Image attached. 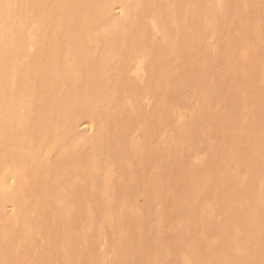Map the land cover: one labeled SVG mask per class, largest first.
Wrapping results in <instances>:
<instances>
[{
    "label": "rangeland",
    "instance_id": "1",
    "mask_svg": "<svg viewBox=\"0 0 264 264\" xmlns=\"http://www.w3.org/2000/svg\"><path fill=\"white\" fill-rule=\"evenodd\" d=\"M10 1V2H9ZM18 3H17V2ZM25 1V2H24ZM28 1V2H27ZM78 0H76L75 2H77ZM98 2H96V0L95 1H93V0H89V1H87L86 0V3H85V0H83V1H79V3H78V5L76 6V3H74V0H45L44 2H43V0H1L0 1V15L2 16V15H7V12H8V10L11 12L10 14V17L8 16L7 18H6V20L5 19H0V51H2V52H0V73H1V75H0V82H1V84L3 83V81L5 82V84H0V99L3 97L4 99H1V101H0V114H3V115H0L1 117H0V129L2 130H0V140H1V142H0V153H2V154H0V155H2V156H0V160L2 161V159H3V161H5V163H2V162H0V172L2 171L3 172V170H4V168H6V167H8L9 166V164H13V163H10V161H12L13 160V158L15 159V157L17 156V155H22L23 154V152H24V156H25V153L27 154L26 155V157L28 158H26V157H24V158H26L27 160H26V162H23V160L25 161V159L24 158H22V160L17 156V160L19 161V162H17V160H16V163L14 162V168H13V166H9V169H10V171L8 170L7 171V169H6V171H7V173L9 174V172H11V170H12V174H13V172L15 171V174H16V172H17V174L19 175V174H23V173H25V174H28V175H26V178H27V180H26V178H25V176L23 175H21L20 177L18 176L17 178L18 179H20V180H17V178H15L14 177V179H12L11 181H10V184L11 185H13L14 183L17 185V187L18 188H15V192H14V194L16 195H14V198L10 201V203H9V201L8 202H6V200L4 199V198H2L3 200L1 201V199H0V205H2L3 207H6V208H8L7 206H9L10 207V205H11V208L13 207V209L14 210H10V214H11V211H12V214L11 215H16L17 216V218H19V221L20 222H22V225H23V223L24 222H29V224L28 225H30L31 223L34 225H30V226H26L27 225V222H26V225H25V227L27 228H25V229H23L22 228V226L21 225H18L19 227H17V229H20V230H17L16 228V233H15V235L18 237V238H16V240L17 241H19V242H17L16 241V243H14L15 244V246L17 245V247H19V248H21V249H19V253H20V256L18 255L17 256V259H12L11 260V256L12 255H9V258L8 257H6V256H4L5 254H7V256H8V254L9 253H5V252H7L8 250H6V251H1V248L3 247V246H0V252H3L4 253V255L2 254V253H0L1 255V257H0V264H4V262L6 261V264H18V263H20V257H21V261L24 259L23 257H25V255L27 254V256H29L26 260L24 259L23 261L25 262H21L20 264H26V262H27V264L29 263L30 264V262H32L31 264H41L42 263V261L40 260L41 258H42V260L44 259L45 260V262H46V264H130V263H132V262H134V260L132 259L133 257H132V255L133 254H127V253H124L123 251H122V249H121V244H123L122 242H123V240H125V239H128L129 237H130V234L132 235V233H134L133 231H135L136 229H141L143 232H141V231H139L140 232V235H141V237H145V235H147L148 237H152L153 235H158L159 234V236H160V234H161V236H162V238L164 239V241H163V239H162V241L164 242V243H167V244H169V242H172V243H174V248H175V253H173V256H175L177 259H175V262H174V259H171V262L168 260L167 262H165V264H204V262L203 261H205L204 259L206 258V256H202V255H196L195 254V252H196V250H195V243H196V239H197V237L198 238H202V239H204V240H206V243L204 244V245H207V242H210V244H211V242H215V239H217L216 237H220V236H222L224 233H223V231H228L229 233H230V231H229V226L228 227H222V224H221V222H223V220H226L227 219V215H223V212H227V209H225V206H224V204L222 203V204H219L218 202H217V200L215 199V197H217V196H215L217 193L215 192L216 191V189H211L210 191H207L208 192V194L206 193L204 196H201L200 195V197H199V206L197 207V210H196V212H195V216L196 217H198L199 216V218H200V221L201 222H199V223H197V224H186V223H183L182 225H180L179 224V219H178V217H177V214H175V211H176V205H174V203H170L169 205H168V207H169V211L170 212H167L168 214H170V217H171V215H173V217H168V218H170L169 220H166L165 221V223H162L161 224V226L159 225L158 226V224L156 223V224H153V223H155V222H153L154 220L152 219V217L151 218H148L147 219V216L145 215V218H143L144 217V215H140L139 214V211H136L132 206L133 205H130V204H132V203H130V202H128V200H129V196L130 195H128V192H132V191H134V192H137V194H139V195H142L141 193H140V186L138 185L139 183V180H140V177L138 176L139 174H142L143 176H147L149 173H151V175H154L155 174V172H156V169H155V167L153 166V165H151V166H146L145 168H152L151 170L150 169H147V170H145V168H144V166H143V161H141L142 163L140 164H137V161L135 162V161H133V160H131L130 158H135V159H137V157H136V155H135V153H133L134 151H132V150H135V149H131V148H134L133 146H132V143H131V141L132 142H136L138 139H139V141H145V139L147 138V137H149L150 138V141H152V143L150 144V146L147 144V145H145L144 144V152H147V151H145L146 149H147V147L149 146V147H151V149L152 150H154V148L155 147H159L162 151H164V153L166 152V154L168 153V154H173V151H174V148H177V151H178V153L181 151V153H179L180 154V156H185V157H181V159H182V162L180 163L181 164V166L179 165L178 167H177V169L178 170H176V168L175 169H173V176L174 177H176L177 176V174H178V172H179V176L177 177V178H179V180L180 181H183L184 180V182H186L187 180H188V176H187V170H189L190 168H195V169H204L203 167H205L206 169H208V167H209V169L211 168V170L213 169H215L216 167H219L220 165H223V162L225 161H223V159H224V157H225V154L223 153V155H224V157H222L221 156V148H223V145L221 144V142L219 141V138H221L220 140H222L223 138V135H224V133L226 132V129H225V127H224V123L222 124V125H218L219 123L218 122H216V123H218L217 125L214 123V125H212L213 124V122H212V120H214V119H211L210 121H211V123L209 122L208 124L209 125H206V123H204V124H202V126H200V127H198L197 128V131L198 132H194V133H197V136H196V134H194V136H196L195 138L194 137H192V132L190 131L191 129L190 128H188L189 127V124H190V118H191V116L193 115V110H198L199 108H200V106H201V108L203 107V101H202V97L200 96V95H197L199 92H202L201 90H200V88H199V85L196 83V85H195V83L192 81V80H190L191 78H190V74L192 75L191 77H193V75H194V77L196 76V74H197V72H195V73H193L194 71H196V70H194V68H192L194 71L192 72V73H190V71H188V73L186 74H183V76H180V80H182L183 81V79L185 78H187L186 80L188 81V82H190L191 83V81H192V83H191V86H190V89H189V91L187 92V94H186V99H188L187 100V105L185 104V103H175L172 107H170L169 106V116H168V118H167V121H166V124H161L160 122H159V118L157 117L156 118V115L154 114V113H156L157 114V110L154 108V107H156V105L157 104H159V103H164L165 102V98H163L162 96L160 97V96H158L157 97V95H156V93H154V91H153V89H150V88H152L151 86L149 87V84L151 85V83H152V85L154 86V83L153 82H150L151 80H150V76H151V73H152V70H150V68L152 67V65H150V64H152L150 61H149V59L150 58H148V54L145 52L146 51V49H145V51H143L144 49H142L141 50V48H139L138 50H131V52H133L134 54H131V52H129L130 53V56H129V54H128V58H131L132 60H133V62L131 63L132 65L130 66V69L128 70V72H127V74H128V76L131 78V80L132 81H130V86H129V88H128V90H130L129 92L126 90V91H123V92H121V93H117V92H120L119 90H117V87L119 88L120 86H121V83H120V81L118 80V81H116V82H119L120 84H118V83H115V78H114V81L112 80V82L109 80V78L107 79V76H105V78H106V81H107V83H106V81H104L106 84H108V86H109V88L107 87V85L104 83V86L105 87H107V89H108V95L110 96V98H109V96H107L106 97V95H107V92H106V88L104 89V92L102 91V93L101 94H99V97L96 95H94V93L93 92H91L90 91V93L89 92H87L85 95H83V94H81V96H86V95H88L87 97H83V100H81L82 98L78 95V93H77V89H75L77 86V83L79 82V80H80V78L82 77V81L81 82H87L88 83V77L86 76L85 78H84V80H83V77H84V74H86V71H93L95 74L97 73V72H99V70H100V68L97 70V67L96 68H94V69H90L89 68V64L87 63V62H89V59H88V56H85L84 57V61H83V64H82V70L80 69L79 71H78V69H77V67H80V66H77L76 64H75V60H68L67 59V57H66V54H65V52L67 51V50H70L72 47H74V45H75V41L77 40V37H78V35H79V33L80 32H84V33H87L88 35H90V36H101V40L102 41H104V43L105 44H109L110 43V45L109 46H111V44H113V43H115V41L112 39V38H114L117 34H121L122 36H123V34H127L128 32H132V31H137L138 29V31L136 32V33H138V34H140V35H144V33H145V37H151L152 38V40L155 38L157 41H158V44L159 45H161V46H164V47H166L168 44H170L171 46H172V42H173V39H171L170 40V38H172V33H173V31L175 32V28L171 25L172 23H171V21H169V13L167 14V12L165 13V14H163V12H162V9H160V7H158V9L160 10V12H159V10L157 9V8H155L156 10H152V11H149V12H146V13H141L140 12V7L142 6V3H143V0H113V1H111V0H97ZM119 2V3H117V2ZM215 1H217L220 5V8H221V10H220V13H222V16L223 15H225L226 14V11H227V2H225L226 0H215ZM4 2H5V4H4ZM11 2H13L14 4H16L15 6H14V4L13 3H11ZM39 2H41V3H39ZM82 2H84V3H82ZM102 2H104V3H108V6H104V3L102 4ZM190 2H191V0H190ZM11 3V4H10ZM20 3V4H19ZM111 3V4H110ZM7 4H10V5H7ZM22 4V5H21ZM40 4V5H39ZM88 4V5H87ZM92 4V5H91ZM99 4H102V5H100L99 6ZM110 4V5H109ZM188 3H187V1H186V5H187ZM3 5V6H2ZM7 5V6H6ZM12 5H13V8H12ZM17 5H19V7L17 6ZM21 5V6H20ZM83 5L86 7V9L85 8H83ZM93 5H95V6H93ZM97 5L99 6V8L97 7ZM106 5V4H105ZM5 6V7H4ZM10 6V7H9ZM76 6V7H75ZM88 6V7H87ZM91 6H93V7H95V8H97L96 10H95V8H93V7H91ZM101 6H103V8L101 7ZM115 6V7H114ZM10 9H9V8ZM101 7V8H100ZM35 8V9H34ZM41 8V9H40ZM72 8V9H71ZM78 9V10H77ZM81 9V10H80ZM89 9H91L92 10V12L95 10L96 11V14H93V13H91L90 12V10ZM100 9L102 10V12L103 13H105L104 15L103 14H101L100 15ZM110 9V10H109ZM100 12H99V11ZM104 10H105V12H104ZM164 10L165 11H168L167 9H165L164 8ZM163 10V11H164ZM31 11V12H30ZM44 13H43V12ZM84 11V12H83ZM94 11V12H95ZM109 11V12H108ZM164 11V12H165ZM236 11H237V9H236ZM47 12H48V14H47ZM90 12V13H89ZM98 12V13H97ZM132 13V14H131ZM139 13H141L140 15H139ZM86 14V15H85ZM90 15V17H89V15ZM98 14V15H97ZM160 14V15H159ZM163 14V15H162ZM166 14H167V17H166ZM75 15V16H74ZM88 15V16H87ZM187 15V14H186ZM93 16H95V17H93ZM104 16V17H103ZM108 16V17H107ZM183 16L184 17H181L182 18V20H185L186 19V16H185V14H183ZM78 17V18H77ZM82 17V18H81ZM97 17H98V19H99V21H96V20H94L93 18H95V19H97ZM103 17V18H102ZM110 17V18H109ZM165 17V18H164ZM257 17V20H258V24H257V26H256V28H258V38H256V40H259V39H261V40H264V14H262L261 12L260 13H258V15L256 16ZM2 18H4V16L2 17ZM9 18H11L10 20H9ZM27 18V19H26ZM72 18V19H71ZM101 18V19H100ZM116 18V19H115ZM163 18H164V21H163ZM14 19V20H13ZM81 19H82V21H81ZM139 19V20H138ZM2 20V21H1ZM8 20V21H7ZM6 21V22H5ZM15 21V22H14ZM26 21V22H25ZM101 21V24L99 23ZM106 21H108L107 23H106ZM114 21V22H113ZM10 24H9V23ZM97 22V23H96ZM110 22H111V24H110ZM164 22V23H163ZM171 24H170V23ZM5 23V24H4ZM19 23V24H18ZM22 23V24H21ZM77 23H81V25L80 24H77ZM185 23V22H184ZM83 24V25H82ZM89 24V26H87ZM100 24V25H99ZM141 24V25H140ZM169 24H170V26H169ZM255 24H256V22L255 21H253V26L255 27ZM13 25V26H12ZM72 27H71V26ZM92 25H94V26H92ZM96 25V26H95ZM131 25V26H130ZM5 26V27H4ZM22 26V27H21ZM121 26V27H120ZM136 26V27H135ZM140 26V28H137V27H139ZM11 27V28H10ZM96 27H98L97 29H96ZM173 27V28H172ZM194 27V28H193ZM192 28L190 27L189 29H191V30H195V25L193 26ZM196 27H198V21H197V26ZM7 28V29H6ZM10 28V29H9ZM102 28V29H101ZM124 28V29H123ZM129 30H128V29ZM162 29V30H161ZM235 29V30H234ZM5 30V31H4ZM18 30V31H17ZM173 30V31H172ZM128 31V32H127ZM142 31H144V33L142 32ZM171 31H172V33H171ZM187 31H188V29H187ZM19 33V35L20 36H22V40H21V42L22 43H20V44H14V41H15V36H17V33ZM134 32V33H135ZM140 32H142V33H140ZM189 33L190 32H192V31H188ZM10 33V34H9ZM116 35H115V34ZM148 33H149V35H148ZM226 33V32H225ZM224 33V34H225ZM231 33H232V35H234V36H236V38H238L239 37V35H241V31L236 27V28H233L232 30H231ZM115 36H114V35ZM148 36H147V35ZM18 35V36H19ZM17 36V37H18ZM90 36H88V38L90 37ZM121 36V37H122ZM154 36V37H153ZM9 37V38H8ZM16 37V38H17ZM120 36H118L117 38L119 39V38H121ZM2 38V39H1ZM73 38V39H72ZM87 38V37H86ZM116 37H115V40H117L118 41V39H117ZM113 40V42L111 41V40ZM222 39V38H221ZM220 39V40H221ZM37 40V41H36ZM60 40V41H59ZM73 40V41H72ZM256 40H252V41H256ZM8 41V42H7ZM30 41V42H29ZM106 41H108V42H106ZM8 43V44H7ZM40 45H39V44ZM182 43H185L184 41L182 42ZM108 44L107 45H105L104 46V48H102V51L103 52H101L100 53V58H101V60H105L106 58H110V60H112V59H114V57H112L111 55H113L112 53H109L112 49H110L109 48V46H108ZM144 44V43H143ZM142 44V46H144V45H146V44H144L143 45ZM3 47H2V46ZM5 45H6V47H5ZM9 45V46H8ZM10 45H13V46H10ZM16 45H18V46H16ZM60 45V46H59ZM183 45L185 46V47H183ZM14 46H15V48H14ZM107 46H108V48H107ZM113 46H116V45H114L113 44ZM134 46V45H133ZM141 46V47H142ZM169 46V45H168ZM9 47H12V49L11 48H9ZM139 47H140V45H139ZM179 47H181L182 49H186L187 48V46L185 45V44H180L179 45ZM4 48H5V50H4ZM31 48V49H30ZM106 48H107V51H106ZM22 49L24 50L23 52H22ZM13 50V51H12ZM14 50H16V51H14ZM39 50H40V52H39ZM55 50H58V52L60 53V54H62V57H61V59L59 60V63H58V68H59V70H55L56 71V73H54L53 75H52V71L50 70V74L53 76V77H55V76H57V77H55V79L56 80H53V78L52 77H50L49 76V73H47V74H45V72L43 71V72H41L40 73V71L39 72H37L38 70L37 69H35L36 67V65H38V63L34 66V67H30V69L29 70H27L26 68H27V66H28V62H30L29 60H28V57L30 56V58H31V60L32 59H34L35 57H31L32 56V54H33V56H34V54H36L37 52V55H38V57H37V55H36V61L37 60H44V58L46 57V59L50 56V55H52V53L55 51ZM110 50V51H109ZM114 51H115V48L113 49ZM112 50V51H113ZM9 51V52H8ZM11 51V52H10ZM32 51V52H31ZM34 51V52H33ZM36 51V52H35ZM42 51H44V53H42V54H40ZM49 51V52H48ZM52 51V52H51ZM111 51V52H112ZM113 51V52H114ZM105 52H106V54H107V52H108V54H111L110 56L107 54V56L105 55V56H102L103 54H105ZM116 52V51H115ZM144 54H143V53ZM22 53V54H21ZM31 53V55H29V54ZM49 53V54H48ZM136 53H137V55H139V56H137L136 55ZM44 54V55H43ZM102 54V55H101ZM143 54V55H142ZM4 55H5V57H4ZM17 57H16V56ZM29 55V56H28ZM47 55V56H46ZM132 55V56H131ZM136 55V56H135ZM26 56H28V57H26ZM40 56H41V58H40ZM60 56V55H59ZM114 56H116V54L114 55ZM146 58H145V57ZM4 59H3V58ZM25 57H26V59H25ZM102 57H106L105 59L103 58L102 59ZM117 57V56H116ZM115 57V58H116ZM135 57V58H134ZM141 57V58H140ZM143 57V58H142ZM24 58V59H23ZM140 59V61L138 60V59ZM7 59V60H6ZM22 59V60H21ZM201 59H203L202 57H201ZM9 60V61H8ZM26 60V61H25ZM108 60V59H107ZM3 61H4V63H3ZM5 61H7V63L5 62ZM21 61V62H20ZM25 61V62H24ZM28 61V62H27ZM136 61H137V63H136ZM142 61H144L143 63H145V65H143V63H142ZM149 61V62H148ZM72 62V64H73V62H74V64L75 65H73L74 67H72V66H68L70 63ZM135 62V63H134ZM199 64L200 65H202V60H200L199 59ZM24 63H26V64H24ZM28 63V64H27ZM66 63H67V65H66ZM186 63V62H185ZM3 64V65H2ZM6 64V65H5ZM10 64H12V65H10ZM18 64V65H17ZM19 64H21V67H23V70L24 69H26L27 71H25V72H23V70L22 71H20L19 70V67L18 66H20ZM60 64V65H59ZM62 64L64 65L63 67H62ZM198 64V65H199ZM148 65H150V68H149V66ZM185 65H187V63L186 64H183V66L184 67H186ZM194 65V64H193ZM198 65H196L197 67H198ZM199 65V66H200ZM17 66V67H16ZM26 66V67H25ZM77 66V67H76ZM134 66L136 67V68H134ZM182 66V67H183ZM6 67V68H5ZM13 67V69H12V71H10L11 70V68ZM52 67V66H51ZM51 67H50V69H51ZM61 67H62V70H65V71H67V72H63L62 70H61ZM66 67H69V69L67 70V69H65ZM76 67V68H75ZM90 67H91V65H90ZM190 67H191V65L189 66V69L188 70H191L190 69ZM2 68H3V70H2ZM9 68H10V70H9ZM64 68V69H63ZM74 68V69H73ZM134 68V69H133ZM33 69V70H32ZM57 69V68H56ZM141 69V70H140ZM147 69V70H146ZM30 70H31V72H30ZM34 70H37V71H34ZM75 70V71H74ZM77 70V71H76ZM9 71V72H8ZM34 71V72H33ZM54 71V72H55ZM58 71H59V73H58ZM70 71H72L71 73H69ZM73 71L75 72V74L73 75ZM96 71V72H95ZM49 72V71H48ZM60 72H61V74H60ZM78 72V73H77ZM187 72V71H186ZM21 73V74H20ZM24 73V74H23ZM43 73H44V75H43ZM72 74L69 78H67V74ZM79 73H80V76L81 77H79V80H77V78H78V75H79ZM190 73V74H189ZM26 74V75H25ZM32 74H33V76H32ZM36 74V75H35ZM63 74V75H62ZM92 74V73H91ZM4 75V77H2ZM8 75V77H6ZM20 75V76H19ZM24 75V76H23ZM29 75V76H28ZM46 75V76H45ZM64 75L66 76L65 77V79H68V80H70V82L68 81V80H65L64 79ZM88 75V74H87ZM105 75H106V73H105ZM140 75V76H139ZM37 76V77H36ZM38 76H39V78H38ZM43 76V77H42ZM48 76V77H47ZM73 76H76L77 78H74V81H76L75 82V84L76 85H73ZM148 76V77H147ZM187 76V77H186ZM13 77H14V79H13ZM25 77V78H24ZM33 77H34V79H33ZM36 77V78H35ZM96 77V76H95ZM140 77V78H139ZM193 77V78H194ZM5 78V79H4ZM7 78V79H6ZM38 78V79H37ZM72 78V79H71ZM105 78H104V80H105ZM133 78V79H132ZM144 78V79H143ZM211 78V77H210ZM209 78V79H210ZM17 79V80H16ZM18 79H19V81H18ZM27 79V80H26ZM42 79L43 80H53V81H56L57 83H56V85L58 86L60 83L62 84V86L61 85H59L61 88H59V86H58V89H59V91H60V94H56L55 92H53V94L55 95V96H57V98H55V96H54V98L56 99H54V102H56L57 101V99L58 100H61L60 98H59V96L63 99L64 98V96H65V98H64V100L65 101H63L64 102V105H63V107L62 108H60V111H59V109H57L58 111L57 112H55V110H54V113H55V115L54 116H56L57 115V117H52L53 119H51L50 120V122L52 123V125H51V127L52 128H54V129H52L51 130V135H50V139H47V143L45 144L44 142H43V145H42V137L44 136V130H46V129H44L43 127H42V125L40 124V122L42 121V119H45V118H47V120H48V117L46 116V115H44V111L45 110H47V109H45L46 108V106H47V104H48V106L50 107V103L52 102V100H50V97H53V94L51 95L48 91H45V92H47L46 93V95H45V92H44V89L42 88V87H45L46 86V89L48 90V85H49V83H48V85L46 84V82H48V81H46L45 83H44V81H42ZM62 79V80H61ZM136 80L137 82H135V81H133V80ZM179 79V78H178ZM197 79V78H196ZM209 79L207 80V81H209ZM14 80L16 81L15 83H14ZM23 82H22V81ZM117 80V79H116ZM190 80V81H189ZM28 81V82H27ZM37 81V82H36ZM41 81L44 83V84H41ZM53 81H51V82H53ZM65 81H68L69 82V86L67 85V83L68 82H66L65 83ZM113 83V84H115L116 85V88H115V90L113 89L114 87H115V85H114V87L111 85V83ZM197 81V80H196ZM17 82H19L18 84H17ZM34 83V82H36V84L34 83V84H32V83ZM38 82H40V85L39 86H41V87H39L38 86ZM72 82V84H70ZM83 82V83H84ZM84 83L85 85H83V86H87L86 84L87 83ZM150 82V83H149ZM7 83V84H6ZM24 83V84H23ZM28 83V84H27ZM149 83V84H148ZM175 83H176V81H175ZM12 84H14L13 85V87H12ZM88 84H90V83H88ZM135 84H136V86H135ZM145 84V85H144ZM192 84H193V86H192ZM4 85V86H3ZM33 87H32V86ZM38 86V88L39 89H37L36 87ZM110 85H111V87H110ZM27 86V87H26ZM132 86V88H130ZM138 86H139V88H138ZM146 86V87H145ZM3 87V88H2ZM8 87V88H7ZM29 87V88H28ZM30 87H32V88H30ZM64 87H65V89H64ZM68 87H70V88H68ZM74 87V90L76 91H74L73 92V88ZM145 87V88H144ZM2 88V89H1ZM9 88H10V90H9ZM14 88H16V89H14ZM40 88L41 89H43V90H40ZM67 88V89H66ZM86 88H88V86L86 87ZM136 88V89H135ZM193 88V90H191ZM4 89V90H3ZM45 89V90H46ZM67 90V92L65 91H61V90ZM109 89H111L112 91H114V92H109L110 90ZM133 89V90H132ZM150 89V90H149ZM32 90V91H31ZM33 90H34V93H33ZM41 91V92H39V91ZM70 90H72V91H70ZM4 91V92H3ZM7 91V92H6ZM9 91H11V92H13V93H11V94H9L10 92ZM58 90H57V92H59ZM87 91H89V90H87ZM134 92V93H132V92ZM149 93H148V92ZM151 91H153V93H151ZM29 92L32 94H29ZM37 92H38V94H37ZM61 92L62 93H66V94H62L61 95ZM68 92L70 93V92H72V94L70 93V96L72 95V98L69 96V94H68ZM116 92V95L114 94ZM137 92V93H136ZM139 92H140V94H139ZM143 92V93H142ZM5 95H4V94ZM19 93V94H18ZM44 93V94H43ZM74 93L76 94L77 93V95L75 96V98H74ZM92 93V94H91ZM109 93H111V95L109 94ZM126 93V94H125ZM146 93V94H145ZM3 94V95H2ZM16 94V97H14V95ZM38 95V100H37V102L35 103V101H36V99H37V95ZM42 94V95H41ZM48 94H50L49 96H48ZM90 94L92 95V96H94V98H92V96H90ZM106 94V95H105ZM131 94H133V95H131ZM136 94H137V97H136ZM154 94V95H153ZM2 95V96H1ZM8 95V96H7ZM11 95V96H10ZM13 95V96H12ZM19 95V96H18ZM21 95V96H20ZM28 95V96H27ZM35 97H34V96ZM40 95V96H39ZM67 95V96H66ZM118 95V96H117ZM129 95H131V96H129ZM194 95V96H193ZM7 96V97H6ZM19 98H18V97ZM33 96V97H32ZM46 96V97H45ZM78 96V97H77ZM105 96V97H104ZM111 96H113V97H111ZM116 96V98H114ZM121 96H123V98L121 97ZM155 96L157 97V98H155ZM198 96V97H197ZM31 97V101H30V99H28V98H30ZM44 97H45V99H44ZM49 98V100H48V98ZM69 98V100L71 99H75L74 100V102H73V100H72V102L74 103H72L71 101H69L67 98ZM89 97H91L92 98V102H91V99L89 98ZM98 97V98H97ZM131 97V98H130ZM136 97V98H135ZM143 97V98H142ZM200 97H201V99H200ZM8 98H12L11 100H13L12 102H10V99L8 100ZM16 98H17V100H18V102H16L17 100H16ZM36 98V99H35ZM47 98V99H46ZM78 98H81L80 100H76V99H78ZM119 98L121 99V101L119 100ZM161 100V101H159V99ZM192 98V99H191ZM196 99V101H195V99ZM16 101H15V100ZM28 99V100H27ZM66 99L68 100V101H66ZM104 99V100H103ZM110 99V100H109ZM115 99V100H114ZM24 100V101H23ZM35 100V101H34ZM87 100V101H86ZM109 100V101H108ZM116 100H118V101H120V104L122 105V103L123 104H125V105H122V106H125L124 107V109H122L123 110V112H119V114L121 113V115H123V117L121 116V115H119L118 114V116L119 117H115V121H118V120H116V118H118V119H120V121L123 123V120L125 119V124H124V127H123V124H121L120 123V121H118L119 123H115V121L113 120V119H111V116H110V114L109 113H111V112H109V111H111V108L110 107H112V105L114 104V102H116ZM131 100V101H130ZM162 100H164L163 102H162ZM3 101V102H2ZM34 101V102H33ZM83 101V102H82ZM88 101H90V102H88ZM117 101V102H118ZM128 101H130V102H128ZM147 101V102H146ZM201 101V102H200ZM4 102H5V104H4ZM27 102V103H26ZM46 102V103H45ZM50 102V103H49ZM66 102V103H65ZM86 102H88L87 104H86ZM112 103V105H111V103ZM133 102V103H132ZM7 103H9V104H7ZM16 103V105H14ZM26 103V104H25ZM42 103V104H41ZM68 103H70V105L68 104ZM79 104V106H77V104ZM89 103H90V106H88L89 105ZM93 103H95V104H93ZM128 103V104H127ZM146 103V104H145ZM148 103V104H147ZM26 106H25V105ZM37 104V105H36ZM41 106H39V105ZM46 104V105H45ZM68 104V105H67ZM75 104H76V106H75ZM83 104V105H82ZM184 104V105H183ZM194 104V105H193ZM30 107H29V106ZM43 105H45V106H43ZM86 107H85V106ZM100 105V106H99ZM137 107H136V106ZM164 105H166V107H167V101L165 102V104ZM176 105V106H175ZM13 106V107H12ZM15 106H17L16 108H15ZM20 106V107H19ZM33 106V107H32ZM68 106V108L69 107H71V106H73L72 108H70V111H69V109L68 108H66ZM74 106H75V108H74ZM88 106V107H87ZM108 106H110L109 107V109H107L108 108ZM140 106V107H139ZM188 108H186V107ZM6 107V108H5ZM27 107H29V108H27ZM38 107L41 109V111H40V109H38ZM66 109H65V108ZM77 107V108H76ZM84 107L86 108L85 110H84ZM130 107V108H129ZM138 108V109H140V111L139 110H135L136 108ZM103 108V109H102ZM126 108V109H125ZM155 109V111H154V109ZM178 108H179V111H178ZM180 108H181V110H180ZM7 109V110H6ZM14 109V111H12ZM45 109V110H44ZM68 109V110H67ZM77 109V110H76ZM82 109V110H81ZM145 109V110H144ZM18 110V111H17ZM21 110V111H20ZM61 110H62V112H61ZM64 110V111H63ZM67 112H66V111ZM108 110V111H107ZM128 110V111H127ZM130 110H132V112L130 111ZM143 110V111H142ZM182 110L184 111V112H182ZM191 110V111H190ZM199 110H201V109H199ZM4 111V112H3ZM11 111V112H10ZM24 111H25V113H24ZM85 111H86V113H85ZM105 111H107V112H105ZM125 111V112H124ZM22 112V113H21ZM72 112H74V116L72 117ZM141 114H140V113ZM152 112V113H151ZM212 112V111H211ZM211 112H210V114H211ZM15 113V114H14ZM43 113V114H42ZM57 113V114H56ZM60 113V114H59ZM62 113H64V114H62ZM68 115H66V114ZM125 113H127V114H125ZM138 113H139V115H138ZM37 114V115H36ZM62 114V115H61ZM77 114V115H76ZM108 116H110V117H108ZM129 114V115H128ZM143 114V115H142ZM184 114V115H183ZM189 114V115H188ZM16 115V116H15ZM66 115V116H65ZM84 115V116H83ZM137 115V116H136ZM178 115V116H177ZM44 116H46V117H44ZM72 118H71V117ZM128 116V117H127ZM129 116H130V120H129ZM157 116H158V114H157ZM7 118V120H6V118ZM29 117V118H28ZM36 118L35 120H34V118ZM44 117V118H43ZM64 117V118H63ZM104 117V118H103ZM110 118V119H106V118ZM183 117V118H182ZM5 118V119H4ZM9 118V119H8ZM70 118V119H69ZM124 118V119H123ZM179 120H178V119ZM1 119H2V121H1ZM38 119V120H37ZM54 119H56V120H54ZM75 119H77V120H75ZM88 119V120H87ZM102 119H104V120H102ZM123 119V120H122ZM129 121H128V120ZM151 119V120H150ZM24 120V122H22ZM26 120V121H25ZM31 120H33V122L31 121ZM38 122H37V121ZM52 120H54V121H52ZM72 120V121H71ZM82 120L83 121H88V123L87 122H82ZM102 120V121H101ZM107 120H109V122L107 121ZM126 120L130 123H128V122H126ZM140 120V121H139ZM71 121V122H70ZM80 122L79 124V126H78V123H76V122ZM106 121H107V124H106ZM113 122V124H115V125H113L112 124V122ZM134 121V122H133ZM139 121V122H138ZM152 123H151V122ZM10 122V123H9ZM12 122H13V124H14V126H13V124H12ZM19 122V123H18ZM57 122V123H56ZM68 122H69V124H68ZM72 122H74V123H72ZM82 122V123H81ZM93 124H91V123ZM101 122V123H100ZM145 122V123H144ZM179 122V123H178ZM28 123V124H27ZM35 123V124H34ZM39 123V124H38ZM53 123H56V124H58V126H59V124L62 126V127H58L56 124H53ZM75 123H76V125H75ZM90 123V124H89ZM95 123V124H94ZM99 123V124H98ZM139 123V124H138ZM177 123V124H176ZM185 123V124H184ZM19 124V125H18ZM30 124H31V126H30ZM44 126H46V124H44V123H42ZM71 124V125H70ZM76 126V127H78V128H76L74 125ZM101 124V125H100ZM110 124V125H109ZM119 124H121L120 126H119ZM142 124V125H141ZM144 124V125H143ZM147 124V125H146ZM149 124V125H148ZM174 124V125H173ZM180 126H179V125ZM21 125V126H20ZM28 125H29V127H28ZM100 125V126H99ZM106 125V126H105ZM130 125H131V128H130ZM155 127H153V126ZM166 125V126H165ZM182 125V126H181ZM186 125V126H185ZM2 126V127H1ZM4 126V127H3ZM8 126V127H7ZM13 126V127H12ZM17 126V127H16ZM26 126V127H25ZM39 126H41V127H39ZM81 126V127H80ZM98 126V127H97ZM111 126V127H110ZM112 126H117V128H112ZM129 126V127H128ZM215 126V127H214ZM22 127H23V130H22ZM71 129H70V128ZM74 128V130H73V128ZM96 127H97V129H96ZM100 127V128H99ZM119 127H123L122 129H126V132H128V133H130V134H128V133H126V137H128L127 139H126V141H125V146H126V148L129 150V151H127L128 153H122V154H124L125 155V157H124V155H120V153L118 154V155H116V156H114V157H112V158H110L109 160H105L104 162H103V170H102V172L103 173H105V174H103L102 172H100L99 174L102 176V177H100L99 176V187H95L96 189H98V191H96L95 190V188H94V186L93 187H91L90 189H88L90 186H92L90 183H88V181L87 180H83L84 178L81 176V173H82V170H78V169H81V167H83V163H85V162H83L82 161V159H80L81 157H79V159H80V161L79 162H77L75 159H74V161L73 160H71L70 159V155L69 154H71V153H75V152H80L81 151V149H82V153L83 152H85L86 150H90V149H92V146L95 144V142L94 141H96V140H99V138H100V136L103 134V133H106L105 132V130L106 131H108V132H112L111 133V135H109L108 134V132H107V136H106V138L108 139L110 136H112L113 134H115V136H112V137H116L117 135H118V131L121 129V128H119ZM127 127H128V131H127ZM150 127V128H149ZM181 127V128H180ZM222 127H224V133H222L221 132V129H222ZM236 146H237V149H236V151H238L237 153H236V156L232 159V164H231V162L229 163V168H230V170L231 171H233V172H236V176H238V181H240L241 179L242 180H244V178H247V177H249V175L253 172V179H251L252 181L255 179V181H253V182H256L255 184L257 185L258 183H257V180H258V182L259 181H261V180H263L264 181V167L262 166V162H261V160H262V158H263V156L261 155V153L260 152H264V148H263V146H264V113L262 112V111H256V112H251V114H250V116H249V114H248V121L247 122H245L244 123V125H236ZM8 128H9V130H8ZM18 128V129H17ZM21 128V129H20ZM29 128V129H28ZM33 128H35V129H33ZM37 128V129H36ZM40 128H42L43 129V133L40 131ZM45 128H47V127H45ZM57 128H60V131H59V129H57ZM63 128V129H62ZM64 128H66V130H64ZM82 128V129H81ZM119 128V129H118ZM152 128H154V129H156L155 131H154V129H152ZM162 128V129H161ZM164 128V129H163ZM178 128V129H177ZM201 128H202V130H201ZM207 128V129H206ZM209 128V129H208ZM29 131H28V130ZM39 129V130H38ZM41 129V130H42ZM76 129V130H75ZM151 129V130H150ZM219 129H220V131H219ZM6 130V131H5ZM12 130V131H11ZM36 130H38V131H36ZM56 130V131H55ZM58 130V131H57ZM68 130V131H67ZM115 130H118L117 132L115 131ZM162 131V133L165 135V139H163V140H160V135H161V133L159 134V133H156L157 131ZM164 130V131H163ZM182 130V131H181ZM200 130V131H199ZM207 130V131H206ZM213 130V131H212ZM222 130V131H223ZM8 131V132H7ZM18 131V132H17ZM35 131L37 132V133H39L40 134V136H39V134H37V136H36V134H33V133H35ZM66 131V133H64ZM78 131V132H77ZM151 131H152V135L154 136L153 138H152V135H150L151 134ZM212 131V132H211ZM47 132V131H46ZM55 132H57V135L56 134H53V133H55ZM75 132V133H74ZM137 132V133H136ZM154 132V133H153ZM177 132V133H176ZM186 132V133H185ZM201 132V133H200ZM205 132V133H204ZM208 132V133H207ZM1 133H3L4 135H2ZM15 133V134H14ZM18 133V134H17ZM41 133H42V137H41ZM62 133H64V134H62ZM70 133H71V135H70ZM94 133V134H93ZM134 133H136L135 135H134ZM155 133H156V135H159V136H156L155 135ZM183 133H185V135L183 134ZM207 133V134H206ZM213 133V134H212ZM12 134V136H10ZM22 134V135H21ZM24 134V135H23ZM28 134H30V137H29V135ZM52 134H53V136H52ZM87 134V135H86ZM99 134V135H98ZM127 134H128V136H127ZM142 134V135H141ZM182 135V137H181V135ZM190 134V135H189ZM202 134V135H201ZM208 134H209V136H208ZM2 135V136H1ZM9 135V136H8ZM32 135V136H31ZM63 135V136H62ZM84 135V136H83ZM133 135V136H132ZM137 135H139L138 137H137ZM204 135V136H203ZM6 136H8V137H6ZM13 136H15V137H13ZM18 136H19V138H18ZM65 136V137H64ZM81 136H83V137H81ZM109 136V137H108ZM143 136V137H142ZM171 137L172 136V139H171V141L173 142V143H171V145H169L170 144V142L171 141H169L168 140V137ZM178 136H179V138H178ZM190 137V138H188V137ZM217 138H216V137ZM2 137V138H1ZM4 137V138H3ZM10 137H11V140H9L10 139ZM32 137V138H31ZM37 137V138H36ZM51 137H52V139H51ZM61 137V138H60ZM89 137V138H88ZM111 137V138H112ZM140 137H142V138H140ZM204 137V139L205 140H203L202 138ZM210 137V138H209ZM213 137V138H212ZM12 138L13 139H15V141L14 140H12ZM25 138H27V140L25 139ZM31 138V139H30ZM33 138H34V141H33ZM41 138V139H40ZM82 138V139H81ZM85 138V139H84ZM111 138H109L110 140H111ZM137 140H136V139ZM167 138V139H166ZM180 138H182V139H184V140H182V139H180ZM186 138V139H185ZM207 138V139H206ZM19 140V141H17V140ZM61 139V140H60ZM72 139V140H71ZM79 139V141H77ZM107 139H106V142H108L107 141ZM130 139V140H129ZM173 139H175L174 141H173ZM178 139H179V141H178ZM189 139H191V140H189ZM238 139V140H237ZM5 140V141H4ZM7 140H8V142H7ZM22 140V141H21ZM32 140V141H31ZM39 140V141H38ZM42 140V141H41ZM82 140V141H81ZM110 140H109V142H110ZM263 140V141H262ZM29 141V142H28ZM35 141H36V144H34L35 143ZM81 141V142H80ZM148 141V140H147ZM198 141V142H197ZM239 141H241L240 142V144H239ZM97 142V141H96ZM109 142L108 143H106L107 145H109ZM167 142V143H166ZM217 142V143H216ZM220 142V143H219ZM224 142V141H223ZM30 143H31V145H30ZM48 143H50V144H48ZM165 143V144H164ZM15 144V145H14ZM64 144V145H63ZM134 144V143H133ZM183 144V145H182ZM221 144V145H220ZM224 144V143H223ZM12 145V146H11ZM20 145L22 146V147H20ZM24 145V146H23ZM25 145H27V146H25ZM45 145V146H44ZM76 145V146H75ZM169 145V146H168ZM10 146V147H9ZM17 146V147H16ZM63 146V147H62ZM66 146V147H65ZM87 146V147H86ZM24 147H25V149H24ZM26 147H27V149H26ZM34 147V148H33ZM49 147V148H48ZM68 147V148H67ZM70 147H71V149H70ZM76 147V148H75ZM86 147V148H85ZM110 147V146H109ZM142 147H143V145H142ZM148 147V148H149ZM170 147V148H169ZM2 148H3V150H2ZM19 148V149H18ZM29 148H30V150H29ZM61 148V149H60ZM65 148V149H64ZM90 148V149H89ZM211 148V149H210ZM214 148V149H213ZM216 148V149H215ZM263 148V150L261 151V149ZM13 151H12V150ZM33 149V150H32ZM56 149V150H55ZM64 149V150H63ZM75 149V150H74ZM76 149H80V151H76ZM86 149V150H85ZM119 149V148H118ZM150 149V148H149ZM184 149V150H183ZM258 149V150H257ZM7 150H9V154H12L13 152L16 154H14L15 155V157H14V155H9L8 154V151ZM11 150V151H10ZM19 150V151H18ZM24 150V151H23ZM29 150V151H28ZM64 152H63V151ZM74 150V151H73ZM148 150V149H147ZM166 150V151H165ZM213 150V151H212ZM4 151H5V153H4ZM54 151V152H53ZM66 151V152H65ZM215 151V152H214ZM220 151V152H219ZM11 152V153H10ZM21 152V153H20ZM32 152V153H31ZM48 152H50V154H48ZM61 152V153H60ZM69 152V153H68ZM214 152V153H213ZM243 152V153H242ZM41 153H42V155H41ZM56 155H55V154ZM66 153V154H65ZM86 153V152H85ZM85 153H83V154H85ZM217 153V154H216ZM258 153H259V155H258ZM34 154V155H33ZM128 154V155H127ZM254 154V155H253ZM5 155H6V157H5ZM32 155V156H31ZM39 157H38V156ZM46 155V156H45ZM50 155H51V158H50ZM53 155H54V158H53ZM88 155H89V153H88ZM132 155V156H131ZM239 155V156H238ZM245 155V156H244ZM257 155H258V157H257ZM11 156V157H10ZM29 156H30V158H29ZM43 156H44V158H46V159H44L43 158ZM56 156V157H55ZM62 156V157H61ZM86 156H87V154H86ZM127 156V157H126ZM3 157H5V158H3ZM13 157V158H12ZM23 157V156H22ZM35 157V158H34ZM116 157V158H115ZM124 157V158H123ZM245 157V158H244ZM247 157V158H246ZM257 157V158H256ZM262 157V158H261ZM8 158V159H7ZM12 159V160H10L9 161V159ZM35 159V160H33V159ZM41 160H40V159ZM86 158V157H85ZM88 158V157H87ZM113 158L115 159V160H113ZM185 158V159H184ZM203 158V159H202ZM220 158V159H219ZM260 158V159H259ZM30 159V160H29ZM38 159V160H37ZM70 159V160H69ZM112 159V160H111ZM125 159L126 161H127V164H126V162L125 161H123V160ZM183 159L185 160V161H183ZM222 159V160H221ZM250 159H251V161H250ZM21 160V161H20ZM31 160H33V161H31ZM57 160V161H56ZM120 160H121V163H120ZM221 160V161H220ZM255 162H254V161ZM7 161H8V163H7ZM14 161V160H13ZM12 161V162H13ZM30 161V162H29ZM34 161H37V162H34ZM38 161H39V163L41 162V161H44L43 163L41 162L40 164H38ZM46 161V162H45ZM68 161V162H67ZM73 163H72V162ZM82 161V162H81ZM111 161V162H110ZM117 161H119V162H117ZM134 163H133V162ZM223 161V162H222ZM247 161V162H246ZM62 164H61V163ZM81 162V163H80ZM117 162V163H116ZM201 162V163H200ZM211 162V163H210ZM213 162V163H212ZM238 162V163H237ZM254 164H253V163ZM7 163V164H6ZM18 163H20V164H18ZM32 165H31V164ZM35 163V164H34ZM37 163V164H36ZM72 163V164H71ZM80 163V164H79ZM129 163H131V165L129 164ZM184 163V164H183ZM198 163V164H197ZM257 163H258V165H257ZM1 164H2V166H1ZM24 166H23V165ZM47 166H46V165ZM50 165V167H49V165ZM56 164V165H55ZM82 164V165H81ZM110 164V165H109ZM121 164V165H120ZM253 164V167L251 166ZM3 165H4V167H3ZM5 165H6V167H5ZM21 165V166H20ZM74 165V166H73ZM78 165V166H77ZM79 165H81V167L79 166ZM108 165V166H107ZM119 166V168L118 167H115V166ZM124 165H126V166H124ZM135 165V166H134ZM196 165V166H195ZM255 165H257V166H255ZM261 165V166H260ZM25 167L24 168V172H22L23 171V167ZM28 166V167H27ZM54 166V167H53ZM78 168H77V167ZM198 166V167H197ZM203 166V167H202ZM2 167V168H1ZM20 167H22L21 168V173H20ZM53 167V168H52ZM61 167V168H60ZM80 167V168H79ZM105 167V168H104ZM128 167H129V170H126V169H128ZM133 167H135V168H132ZM202 167V168H201ZM255 167V168H254ZM15 168H17V170L15 169ZM113 168V169H112ZM125 168V169H124ZM2 169V170H1ZM13 169H15V170H13ZM18 169H19V171H18ZM27 169V170H26ZM63 169H64V171H63ZM123 169V170H122ZM141 169V170H140ZM144 169V170H143ZM153 169H155V170H153ZM208 169V171L209 172H213V171H211V170H209ZM263 169V170H262ZM28 170L30 171H36V170H38L39 171V176L41 177H43V175H44V178L43 179H45V180H43L42 179V177H41V180L40 179H37L35 182L38 184V182L40 181V183L42 184L41 186H44V187H41L40 185H37V187H39V188H34L36 191H37V193H33V192H36V191H34L33 190V192H31L32 191V189H33V186H31L32 185V182L31 181H29V172H28ZM54 170V171H53ZM56 170V171H55ZM60 170H62V171H60ZM114 170H116L115 172H114ZM139 170V171H138ZM248 170V171H247ZM58 171V172H57ZM79 171V172H78ZM124 171V172H123ZM144 171V172H143ZM151 171V172H150ZM153 171V172H152ZM207 171V170H206ZM258 171H259V173H258ZM262 171V172H261ZM2 172L0 173V176H1V178H2V176H3V174H5L4 172H3V174H2ZM19 172V173H18ZM52 172H53V174H52ZM64 172V173H63ZM119 172V174L117 175V173ZM142 172V173H141ZM147 174H146V173ZM55 173V174H54ZM71 173V174H70ZM130 173H132L131 175H132V177H131V175H130ZM144 173V174H143ZM258 173V174H257ZM8 174H5L6 176L8 175ZM67 174V175H66ZM130 176H129V175ZM260 174V175H259ZM4 175V176H5ZM59 175V176H58ZM108 175V176H107ZM117 175V176H116ZM124 175V176H123ZM151 175H148V176H150L151 177ZM258 175V176H257ZM13 176V175H12ZM46 176V177H45ZM55 176V177H54ZM73 176V177H72ZM104 176V177H103ZM147 176V177H148ZM24 177V179H22ZM62 177H65V178H62ZM71 177V178H70ZM116 177V178H115ZM121 177V178H120ZM133 177H135V178H133ZM258 177V178H257ZM62 178V179H61ZM67 178H69V179H67ZM74 180H73V179ZM81 178H83V179H81ZM252 178V177H251ZM261 178V179H260ZM61 183H58L57 184V180ZM60 179V180H59ZM65 179V180H64ZM78 179H81V180H78ZM103 181H102V180ZM104 179H106V180H104ZM114 179H116V180H114ZM132 179V180H131ZM14 180V181H13ZM22 180H24V184H23V181ZM62 180V181H61ZM69 180V181H68ZM73 180V181H72ZM77 180V181H76ZM101 180V181H100ZM108 180V181H107ZM125 180V181H124ZM135 182H134V181ZM136 180L138 181V182H136ZM20 181H22V182H20ZM56 181V182H55ZM120 181V182H119ZM128 181V182H127ZM2 182V181H1ZM0 182V183H1ZM12 182H14V183H12ZM29 182H31L30 184H29ZM46 182V183H45ZM50 184H49V183ZM54 182V183H53ZM68 182H70V184L68 183ZM102 182V183H101ZM126 182V183H125ZM132 182H134V183H132ZM18 183V184H17ZM21 183V184H20ZM39 183V184H40ZM57 185H56V184ZM105 183V184H104ZM114 183V184H113ZM117 183V184H116ZM132 184V185H130V187H129V184ZM135 183H136V185H135ZM237 183V182H236ZM238 183H240V182H238ZM44 184V185H43ZM53 184V185H52ZM62 184H64V186L62 185ZM76 184V185H75ZM107 184V186H109V188L106 186L105 187V185ZM117 186H116V185ZM128 186H127V185ZM20 185V186H19ZM22 185V186H21ZM51 185L53 186L52 187V189H51ZM62 185V186H61ZM69 185V186H68ZM87 185H89V186H87ZM101 185V186H100ZM1 186V185H0ZM3 186V185H2ZM1 186V187H2ZM28 186V187H27ZM30 186H31V188H30ZM79 186H80V188H79ZM96 186H98V185H96ZM113 186V187H112ZM120 186V187H119ZM127 187V188H124V187ZM4 187V186H3ZM14 187H16V186H14ZM23 187H26V188H23ZM71 187V188H70ZM76 187V188H75ZM100 187H104V190H100ZM129 187V188H128ZM138 187V188H137ZM169 187L171 188V186L169 185V186H167L166 185V183H162V182H160V187H159V192H157V193H155L154 192V195L156 196H154V198H153V196H152V198H153V203L150 205V207L149 208H151L150 210H151V212L154 214V213H157V212H159L163 207H164V205H166L167 203H165L166 202V198H165V196L163 195V194H165V195H167L170 191H169ZM5 188V187H4ZM3 188V189H4ZM22 188V189H21ZM30 189V193H29V189ZM50 188V189H49ZM62 188V189H61ZM64 188V189H63ZM66 188V189H65ZM73 188H74V190H73ZM84 188V189H83ZM93 188V189H92ZM122 188H123V192H122ZM6 190H7V188H5ZM2 190V193H0L1 195H3V192H5L6 190ZM19 189H21V190H19ZM26 189L28 190L27 191V193H26ZM38 189L40 190V191H38ZM68 189V190H67ZM76 189V190H75ZM77 189H79V192H80V197H78L77 196ZM80 189H82V190H84V194H85V192L88 194V195H84L83 196V191H81ZM110 191H109V190ZM134 189H136V190H134ZM1 190V189H0ZM60 190V191H59ZM93 190H94V192H98V195L96 194V198H98L97 200H94V199H96V198H93V196H91V192H93ZM116 190H117V193H116ZM214 190V191H213ZM238 190V189H237ZM8 191V190H7ZM54 191H56L55 193H54ZM67 191H68V194H67ZM101 191V192H100ZM113 191V192H112ZM115 191V192H114ZM121 191V192H120ZM21 192V193H20ZM22 192H24L23 194H25V195H22ZM73 192V193H72ZM78 192V193H79ZM126 194H125V193ZM238 192V194H236V199H238V200H240V198L242 197V195H243V193L242 192H240L239 190L238 191H236V193ZM240 192V193H239ZM19 193H20V196H19ZM41 193V194H40ZM205 192H202V193H200V194H204ZM212 193V194H211ZM214 193V194H213ZM216 193V194H215ZM29 194H31V195H29ZM75 194V195H74ZM105 194V195H104ZM116 194V195H115ZM130 194V193H129ZM242 194V195H241ZM47 195V197H45V196ZM102 195V196H101ZM107 195H108V197H107ZM128 195V196H127ZM206 195H208V196H206ZM240 196V197H238V196ZM25 196H27V199L28 200H25ZM49 196V197H48ZM67 196V197H66ZM72 196V197H71ZM77 196V197H76ZM87 196H88V200L86 199L87 198ZM104 196V197H103ZM118 196H120V197H118ZM213 196H214V198H213ZM20 197H21V199H20ZM33 199H32V198ZM37 197V198H36ZM44 197L46 198L45 200H44ZM55 197V198H54ZM66 197V198H65ZM70 197V198H69ZM74 197H76V198H74ZM106 197V198H105ZM109 197H112L113 199H111L110 198V200H109ZM123 197V198H122ZM1 198V197H0ZM19 198V199H18ZM24 198V199H23ZM30 198V199H29ZM34 198H36V199H34ZM47 198H49V199H47ZM53 198V199H52ZM59 200H58V199ZM105 198V199H104ZM118 198V199H117ZM202 198V199H201ZM16 199V200H15ZM22 199H23V201H22ZM39 199H42L43 201H41V200H39ZM66 199V200H65ZM77 199V200H76ZM103 201H102V200ZM120 199H122V200H120ZM29 200H31L32 202H30ZM55 202H54V201ZM124 200V201H123ZM136 200H138L139 201V203L140 204H142L143 202H144V199H143V197H141V196H137V199ZM155 200V201H154ZM20 203H19V202ZM43 203H41V202ZM51 201V202H50ZM62 201H65L66 203H64V202H62ZM70 201H72V202H70ZM111 201V202H110ZM127 201V202H126ZM130 201V200H129ZM246 201V200H245ZM244 201V202H245ZM7 204H6V203ZM15 202V203H14ZM26 202V203H25ZM37 202V203H36ZM46 204H45V203ZM54 202V203H53ZM88 202V203H87ZM115 202V203H114ZM120 204H119V203ZM124 202V203H123ZM160 202H161V204H160ZM3 203H5V204H3ZM13 203V204H12ZM18 203V204H17ZM49 203V204H48ZM59 204L58 206L56 205V204ZM62 203V204H61ZM76 203H77V205H76ZM101 203V204H100ZM106 203V204H105ZM130 203V204H129ZM158 203V204H157ZM15 204V205H14ZM25 204H27V205H25ZM31 204V205H30ZM32 204H33V206H32ZM42 205V207H41V205ZM80 204V205H79ZM92 204V205H91ZM93 204H95V205H93ZM113 204V205H112ZM116 204V205H115ZM124 204H126V205H124ZM12 205H14V206H12ZM54 205H56V206H54ZM63 205V206H62ZM72 205V206H71ZM74 205H76V206H74ZM83 205V206H82ZM105 205V206H104ZM107 205L109 206V208H107ZM116 206V208H115V206ZM117 205H118V207H117ZM161 205V206H160ZM1 206V207H2ZM18 206V207H17ZM19 206L20 207H22V208H20L19 209ZM27 206H28V208H27ZM54 206V208H51V207H53ZM60 206H62L61 208H60ZM65 206V207H64ZM81 206V207H80ZM88 206V207H87ZM90 206V207H89ZM91 206H93V207H91ZM97 206V207H96ZM113 206V207H112ZM132 207V209L130 208L129 209V207ZM1 207H0V210L2 211V209H1ZM46 207H48V209L46 208ZM69 207V208H68ZM85 207V208H84ZM155 207V208H154ZM45 208V209H44ZM56 208V209H55ZM66 208V209H65ZM70 208H72L71 210H70ZM95 208V209H94ZM120 208V209H119ZM4 209V208H3ZM19 209V210H18ZM54 209V210H53ZM61 209V210H60ZM62 209H63V212H62ZM79 209V210H78ZM82 211H81V210ZM97 209H98V211H97ZM118 209H119V211H118ZM148 209V208H147ZM253 211L254 209H253V207H250V208H248L245 212H244V214L243 213H240V215L238 214V215H236V235H238V236H236V240H239V241H236V244H237V247L239 248V252H236V260H241V257L242 256H251L252 254H254V251H256V252H258L259 254L261 253V256L259 255V259H257L256 261H255V264H259V261H260V264L262 263V264H264V236H263V234L261 233V236H263V239L260 237L259 238V240H255L254 241V239H252L253 237H251L250 238V236H251V234H252V229L253 228H255V226H257L256 224H254L253 222H252V217H249L251 214H249L248 212H250V213H252V211ZM7 211V212H9V208H8V210L7 209H4V211ZM24 210V211H23ZM95 210L97 211V212H95ZM108 211L107 213H105L106 211ZM116 210V211H115ZM212 210V211H211ZM4 211H2V212H4ZM5 211V212H6ZM13 211H14V213H13ZM53 211H54V213H53ZM59 213H58V212ZM114 211V212H113ZM121 211V212H120ZM133 211V212H132ZM173 211H174V213H173ZM2 212H0L1 213V215H0V217H1V219H3V218H8V216H9V214L7 213V215H6V213L4 214V213H2ZM36 212V213H35ZM38 212V213H37ZM47 212V213H46ZM50 212H52V214L50 213ZM61 212V213H60ZM70 212L72 213V214H70ZM77 214H76V213ZM129 212H130V214H129ZM135 212V213H134ZM138 212V213H137ZM146 212H148L147 210H146ZM16 213H19V214H16ZM57 215H56V214ZM97 213V214H96ZM117 213V215H113V214H116ZM220 213V214H219ZM6 215V216H4V215ZM24 214H26V215H24ZM75 216H74V215ZM107 214V215H106ZM111 214H112V216H111ZM118 214L120 215L119 216V218L118 217H116V220H115V216H118ZM127 214V215H126ZM253 214V213H252ZM23 215V216H22ZM47 215V216H46ZM60 215V217H58ZM73 215V216H72ZM92 215V216H91ZM122 215H124V217H128V219L129 220H133V222L132 221H129V220H125V222L123 221V220H121V216ZM126 215V216H125ZM204 215V216H203ZM249 215V216H248ZM16 216H12V217H14V219H15V221L14 222H16V220H18L17 218H15ZM68 216V217H67ZM70 216V217H69ZM109 216H111V219H110V217ZM137 216V217H136ZM168 216V215H167ZM166 216V217H167ZM239 216V217H238ZM241 216H248V218H247V221H249V220H251L250 222H252V223H250V224H252V225H250V226H248L249 224H248V222L244 219V217H241ZM3 217V218H2ZM22 217V218H21ZM27 217H28V219H27ZM65 217L67 218V219H65ZM81 219H80V218ZM84 217V218H83ZM100 217H101V219H100ZM131 217V218H130ZM245 217V218H246ZM26 218V219H25ZM34 218V219H33ZM144 220H143V219ZM205 218V219H204ZM13 219V218H12ZM13 219V220H14ZM49 219V220H48ZM51 219V220H50ZM68 219L70 220V221H68ZM80 219V220H79ZM86 219H87V222H86ZM91 219V220H90ZM135 219H138V220H135ZM211 219V220H210ZM223 219V220H222ZM238 219V220H237ZM240 219V220H239ZM242 219V220H241ZM12 220V221H13ZM26 220V221H25ZM29 220V221H28ZM34 221V222H32V221ZM43 220H45V221H43ZM46 220H48V221H46ZM54 220V221H53ZM56 220H57V222L58 223H56ZM84 222H83V221ZM93 220V221H92ZM108 220V221H107ZM109 220H110V222H109ZM122 221V223H121V221ZM150 220H152V221H150ZM243 220H245V222H247V224L243 221ZM5 221H7V219L6 220H4L3 219V222L4 223H6ZM19 221H17L16 223H18ZM31 221V222H30ZM89 221H90V223H89ZM92 221V222H91ZM113 221V222H112ZM116 221H118V222H116ZM135 221V222H134ZM136 221H139V223H138V226H136L137 224H136ZM240 221V223H238ZM2 222V220H1V222H0V232H1V234H0V236L3 234V233H7V231H8V224L5 226L4 225V223ZM19 222V223H20ZM49 222V223H48ZM52 222V223H51ZM53 222H55V224L53 223ZM142 222V223H141ZM224 222H227V220L226 221H224ZM61 223V224H60ZM70 223V224H69ZM82 223H85L84 225L82 224ZM131 223V224H130ZM133 223V224H132ZM210 223V224H209ZM220 225H219V224ZM243 223H245V225L243 224ZM38 224V225H37ZM54 224V225H53ZM81 224V225H80ZM131 226H130V225ZM134 224H136V225H134ZM148 224V225H147ZM240 224V225H239ZM254 224V225H253ZM36 225V226H35ZM44 225H46V226H44ZM50 226V228H49V226ZM64 225V226H63ZM106 225V226H105ZM167 225V226H166ZM173 225V226H172ZM211 225V226H210ZM214 225V226H213ZM239 225V226H238ZM1 226H2V228H1ZM5 226V227H4ZM21 226V227H20ZM40 227V228H37V227ZM55 226V227H54ZM61 226V227H60ZM84 226V227H83ZM133 226H135V227H133ZM143 226H145V227H143ZM150 226H151V228H150ZM174 226H177V227H174ZM251 226H252V228H251ZM4 227V228H3ZM32 228L31 230H32V232L29 230V228ZM54 227V228H53ZM69 227V228H68ZM87 227V228H86ZM95 227H96V230H95ZM244 227V228H243ZM245 227H247V228H245ZM250 229H249V228ZM22 228V229H21ZM37 228V229H36ZM42 228V229H41ZM49 228V229H48ZM59 231H57L56 229ZM60 228H63L62 230L60 229ZM68 228V229H67ZM74 230H73V229ZM98 228V229H97ZM109 228V229H108ZM135 228V229H134ZM153 228H154V230H153ZM224 228H226V229H224ZM230 228H231V226H230ZM240 228H242V229H240ZM7 229V230H6ZM15 229H14V231H15ZM66 229H67V231H66ZM162 229V230H161ZM256 229V228H255ZM31 232L30 234H33V235H31V236H29V237H31V238H33V239H31V240H33V242L31 243L32 245H30V246H28L27 247V245L26 244H24V243H26V241L25 240H23L24 238H27V237H25L24 236V233L26 232H28V234H29V231ZM34 230V231H33ZM47 230V231H46ZM53 230H55V231H53ZM99 230V231H98ZM107 230V231H106ZM156 230H158V232L156 231ZM178 230H180V231H178ZM242 230V231H241ZM264 230V229H263ZM3 231V232H2ZM6 231V232H5ZM13 231V230H12ZM17 231H19V232H17ZM20 231H24V233L23 232H20ZM39 232V234H37L38 232ZM72 231H74V232H72ZM77 231V232H76ZM82 231V232H81ZM138 231V230H137ZM136 231V232H137ZM159 231H160V233H159ZM199 231V232H198ZM251 231V232H250ZM253 231H254V229H253ZM35 232H36V234H35ZM50 232V233H49ZM64 232V233H63ZM127 232V233H126ZM157 234H156V233ZM163 232V233H162ZM228 232H226V233H228ZM260 232V231H259ZM12 233H14V232H12ZM25 233V234H26ZM75 233V234H74ZM88 233V234H87ZM117 233V234H116ZM146 233V234H145ZM152 233V234H151ZM155 233V234H154ZM181 233V234H180ZM188 233V234H187ZM219 233V234H218ZM240 233V234H239ZM249 233H251V234H249ZM20 234V235H19ZM29 234V235H30ZM55 234V235H54ZM62 234V235H61ZM73 234V235H72ZM86 234V235H85ZM90 234V235H89ZM105 234V235H104ZM115 234V235H114ZM221 234V235H220ZM241 234H242V236H244V237H241ZM22 235V236H21ZM42 235H43V237H42ZM46 235V236H45ZM58 235H59V237H58ZM70 235H72V236H70ZM88 235V236H87ZM144 235V236H143ZM245 235H246V237H245ZM4 236V235H3ZM19 236H21V237H19ZM23 236H24V238H23ZM46 237V239H45V237ZM49 236H51V237H49ZM62 236V237H61ZM63 236H65V238L63 237ZM84 236V237H83ZM231 236H232V234H231ZM247 236H248V238H247ZM38 237V238H37ZM41 237V238H40ZM47 237H48V239H47ZM60 238V240L58 239V238ZM70 237H72V239L70 238ZM73 237H74V239H73ZM83 237V238H82ZM87 237V238H86ZM109 237H111V239L109 238ZM118 237V238H117ZM127 237V238H126ZM1 238V237H0ZM23 238V239H22ZM50 238H51V242H49L50 241ZM71 240H70V239ZM95 238V239H94ZM116 238V239H115ZM120 238V239H119ZM184 238V239H183ZM206 238V239H205ZM240 238H243V241H242V239H240ZM244 238H246V239H244ZM250 238V239H249ZM21 239V240H20ZM64 239V240H63ZM161 239V238H160ZM173 239V240H172ZM263 240V242H261L262 240ZM39 240V241H38ZM54 240V241H53ZM57 240H59V242L61 241V243H59V242H57ZM63 240V241H62ZM76 240H78L76 243H75V241ZM145 240H146V238H145ZM247 240H248V242H247ZM253 240V241H252ZM1 241V240H0ZM24 241V242H23ZM40 241H42V242H40ZM66 241H70L69 243L68 242H66ZM175 241V242H174ZM246 241V242H245ZM42 243V245L40 244V243ZM105 242V243H104ZM177 242V243H176ZM249 242H250V244H249ZM253 242V243H252ZM260 242V243H259ZM20 243V244H19ZM83 245H82V244ZM90 243V244H89ZM120 243V244H119ZM182 243V244H181ZM184 243V244H183ZM191 243V244H190ZM254 243H256V244H254ZM2 244H4V243H2ZM2 244H0V245H2ZM25 246L26 245V249L22 246ZM34 244V245H33ZM41 245V246H38V245ZM45 244V245H44ZM60 244V245H59ZM76 244V245H75ZM98 244V245H97ZM179 246H178V245ZM181 244V245H180ZM209 244V245H210ZM239 244V245H238ZM244 244H246V245H244ZM249 244V245H248ZM47 245H51L52 246V249H51V247L49 248V246L47 247ZM63 245H65V246H63ZM70 245H72V246H70ZM82 245V247H80ZM100 245V246H99ZM104 245V246H103ZM177 245V246H176ZM208 245V246H209ZM21 246V247H20ZM34 246V247H33ZM75 246V247H74ZM78 248H77V247ZM93 246V247H92ZM193 246V247H192ZM242 246V247H241ZM247 246H249V247H247ZM256 246L258 247V248H256ZM259 246H263L262 248L260 247V249H261V251H262V249H263V251L261 252L260 251V249H259ZM5 247V246H4ZM23 247V248H22ZM29 247H31V248H29ZM34 249H33V248ZM37 247V248H36ZM40 247V248H39ZM43 247H44V249H43ZM49 248V250H51L50 251V254H48L49 253V250L47 249V248ZM64 247V248H63ZM74 247V248H73ZM100 247V248H99ZM102 247V248H101ZM108 247V248H107ZM253 247V249H251V248ZM6 248V247H5ZM4 248V249H5ZM59 248V249H58ZM61 248V249H60ZM69 248V249H68ZM80 248H82V249H80ZM177 248V249H176ZM185 248V249H184ZM250 249V251H249V249ZM7 249V248H6ZM43 249V250H42ZM66 251H68V252H66ZM76 249V250H75ZM120 249V250H119ZM179 249V250H178ZM205 249H206V247H205ZM243 249V250H242ZM29 252H28V251ZM35 250H37V251H35ZM39 250V251H38ZM41 250V251H40ZM53 250H54V252H53ZM78 250V251H77ZM81 250V251H80ZM84 250V251H83ZM193 250V251H192ZM252 250V251H251ZM27 251V252H26ZM33 251V252H32ZM63 251H64V253H63ZM69 251H70V253H71V255H70V253H69ZM74 251H76L78 254H75L76 252H74ZM89 251H91L90 253H88ZM92 251H94L93 253H92ZM173 251H174V249H173ZM191 251V252H190ZM202 251L204 252V248L202 249ZM260 251V252H259ZM22 252V253H21ZM32 252V253H31ZM41 252V253H40ZM48 252V253H47ZM88 254H87V253ZM178 252V253H177ZM241 252H243L244 253V255H242L241 254ZM255 252V253H256ZM18 253V252H17ZM24 253H25V255H24ZM30 253L33 255V257H32V255H30ZM46 253V254H45ZM59 253H61V254H59ZM76 255V257L75 256H73L74 254ZM177 253V254H176ZM239 253V254H238ZM249 253V254H248ZM42 254V256H44V255H46L45 256V258L44 257H42V256H40ZM53 254V255H52ZM87 255V257H86V255ZM90 254V255H89ZM93 254V255H92ZM125 254H127V255H125ZM248 254V255H247ZM22 255V256H21ZM24 255V256H23ZM81 255H83V257L81 256ZM122 255V256H121ZM124 255V256H123ZM152 255H154V253L152 254ZM179 255V256H178ZM242 255V256H241ZM3 256V257H2ZM26 256V257H27ZM49 256V257H48ZM67 256V257H66ZM73 256V257H72ZM183 256V257H182ZM201 256L203 257V258H201ZM14 256H12V258H13ZM25 257V258H26ZM47 257H48V259H47ZM117 257V258H116ZM131 257V258H130ZM179 257V258H178ZM187 257V258H186ZM205 257V258H204ZM64 258V259H63ZM73 258V259H72ZM82 258V259H81ZM125 258V259H124ZM238 258H240V259H238ZM2 259H3V261H2ZM32 259V260H31ZM60 259V260H59ZM66 259V260H65ZM77 259H80V260H77ZM127 259V260H126ZM129 259V260H128ZM132 259V260H131ZM203 260V261H201V260ZM28 260H30V262L28 261ZM35 260V261H34ZM48 260V261H47ZM76 260H77V262H76ZM89 260V261H88ZM121 261V262H120ZM132 261V262H131ZM185 261V262H184ZM187 261H188V263H187ZM197 261V262H196ZM3 262V263H2ZM36 262V263H35ZM49 262V263H48ZM169 262V263H168ZM178 262V263H177ZM44 263V262H43ZM237 263V262H236ZM45 264V263H44ZM237 264H239V263H237ZM242 264V263H241Z\"/></svg>",
    "mask_w": 264,
    "mask_h": 264
},
{
    "label": "bare ground",
    "instance_id": "2",
    "mask_svg": "<svg viewBox=\"0 0 264 264\" xmlns=\"http://www.w3.org/2000/svg\"><path fill=\"white\" fill-rule=\"evenodd\" d=\"M1 1V0H0ZM8 1V0H7ZM32 1V0H31ZM40 1V0H39ZM45 0H43V2H44ZM53 1V0H52ZM76 0H74V3H76V6L78 5V3H79V1H83V0H78L77 2H75ZM87 1H89V0H87ZM93 1H95V0H93ZM107 1V0H106ZM111 1H113V0H111ZM186 1H187V5H186ZM10 2V1H9ZM17 2V1H16ZM25 2V1H24ZM28 2V1H27ZM96 2H98L97 0H96ZM108 2V1H107ZM117 2V1H116ZM225 2H227L226 4H227V11H226V14L225 15H223L222 16V13H220V10H221V8H220V4L217 2V1H215V0H191V2H190V0H143V3H142V6L140 7V12L141 13H146V12H149V11H152V10H156L155 8H157L158 9V7H160V9H162V12H163V14H165L166 12H167V14L169 15V21H171V25L175 28V32L173 31V33H172V31H171V35H172V38H170V40L171 39H173V42H172V46L170 45V44H168L166 47H164V46H161V45H159L158 44V41L154 38L153 40H152V38L151 37H145L144 35H145V33H144V31H142L143 33H144V35H140V34H138V33H136L135 31H132V32H128L127 34L125 33V34H123V36L121 35V34H113L116 38L118 37V36H122L121 38H117L118 39V41L117 40H115V37L114 38H112L114 41H115V43H113L114 45H116V46H113V44H111V46H109L110 45V43L108 44V46H109V48L110 49H114L115 48V51L113 52L112 50V52L110 51L109 53H112L113 55H111V54H108V52H107V54L110 56H112V57H114V59H112V60H110V58L108 57V58H104V57H102V59L104 58L105 60H101V56H100V53L101 52H103L102 51V48H104V46L105 45H107V44H105L104 43V41H102L101 40V36H90V35H88L87 33H84V32H80L79 33V35H78V37H77V40L75 41V45H74V47H72L70 50H67L66 52H65V54H66V57H67V59L68 60H75V64L77 65V66H80V67H77V69H78V71L82 68L81 66H82V64H83V61H84V57L85 56H88V59H89V62H87L88 64H89V68L90 69H94V68H96L97 67V70L100 68V70H99V72H97L96 74L91 70H89V71H86V74H84V77H83V80H84V78L87 76L88 77V83H90V84H88L86 81V85L88 86V88H86L85 86H83V85H85L83 82H81L82 81V77L80 76V73H79V75H78V78L76 77V76H73V81H74V78H77V80H79V77H81L80 78V80H79V82L77 83V85L75 84V82L76 81H74L73 82V85H76L77 87L75 88V89H77L76 91H77V93H78V95L82 98H78V99H76V100H83V97H87L88 95H86V96H81V94H83V95H85L87 92H89L90 93V91L91 92H93L94 93V95L96 96H98L99 97V94H101L102 93V91L104 92V89L106 88V92H107V95H106V97L107 96H109L108 95V89H107V87L109 88V86H108V84H106L107 83V81H106V78H105V76H107V79L109 78V80L112 82V80L114 81V78H115V83H118V84H120L121 83V86L118 88L117 87V90H119L120 92H117L118 94L119 93H121V92H123V91H130V90H128V88H129V86H130V81H132L131 80V78L128 76V74H127V72H128V70L130 69V66L132 65L131 63L133 62V60L131 59V58H128L129 56H130V53L129 52H131V50H138L139 48H141V50L142 49H144L143 51H145V49H146V53L148 54V58H150L149 59V61L152 63V64H150V65H152V67L150 68V65H148L149 66V68H150V70H152V73H151V76H150V82H153L154 83V86L152 85V83H151V85L149 84V87L151 86L152 88H150V89H153V91H154V93H156V95H157V97L158 96H162L163 98H165L166 100H165V102L167 101V107H166V105H164L165 104V102L164 103H159V104H157L156 105V107H154L156 110H157V114H158V116H157V114L156 113H154L155 115H156V118L158 117L159 118V122L161 123V124H166V121H167V118H168V114H169V106L170 107H172L175 103H185L186 105H187V100L188 99H186V94H187V92L189 91V89H190V86H191V83H192V81L195 83V85H196V83L199 85V88H200V90L202 91V92H199L197 95H200L203 99H202V101H203V107L201 108V106H200V108L199 109H201V110H193V115L191 116V118H190V124H189V127L188 128H190L191 130V132L193 133L192 134V137H196L197 136V133H194V132H198L197 131V128L198 127H200V126H202V124H204V123H206V125H209L208 123L210 122L211 123V119H214V120H212V122H213V124L212 125H214V123L217 125L218 123V125L220 126V125H222L223 123H224V127H225V129H226V132L224 133V127H222V129H221V132L222 133H224V135H223V139L222 140H220L221 138H219V141L221 142V144L223 145V148H221V156L222 157H224V155H223V153L225 154V157H224V159H223V165H220L219 167H216L214 170L212 169L211 170V168L209 169V167H208V169L209 170H211V171H213V172H209L208 171V169H206L205 167H203L204 169H195V168H190L189 170H187L186 172H187V176H188V180L186 181V182H184V180L183 181H180L179 180V178H177L178 176H179V172H178V174H177V176L176 177H174L173 176V169H175L176 168V170H178L177 169V167L180 165L181 166V162H182V159H181V157H185V156H180V154L179 153H181V151L178 153V151H177V148H174V151H173V154H166V152L164 153V151H162L159 147H155L154 148V150H152L151 149V147H149L150 146V144L152 143V141H150V136L149 137H147L146 139H145V141L143 142V141H139V139L137 140L136 138V142H132L131 141V143H132V146L134 147V148H131V149H135V150H132V151H134L133 153H135V155H136V157H137V159H135V158H130L131 160H133V161H137V164H141L142 162L141 161H143V166H144V168L146 167V166H151V165H153L154 167H155V169H156V172H155V174L154 175H151V173H149L148 175H151V177L150 176H143L142 174H139L138 176L140 177V180H139V182L136 180V182H138L139 184V186H140V193L142 194V195H139V194H137V192H134V191H132V192H128V195H130L129 196V200H128V202H130V203H132V204H130V205H133L132 207L136 210V211H139V214L142 216V215H144V217L143 218H145V215L147 216V219L148 218H151L152 217V219L154 220L153 222H155V223H153V224H158V226L160 225L161 226V224L162 223H165V221L166 220H169L171 217H173V215H171V217H170V214H168L167 212H170L169 211V207H168V205L172 202V203H174V205H176V211H175V214H177V217H178V219H179V224L180 225H182L183 223H186L187 225L188 224H197V223H199V222H201L200 221V218H199V216L198 217H196L195 216V212H196V210H197V207L199 206V197H200V195L201 196H204L206 193L208 194V192L207 191H210L211 189H216V195L215 196H217V197H215V199L217 200V202L219 203V204H224V206H225V209H227V212L225 211V212H223V215L225 216V215H227V222H224V221H226V220H223V222H221V224H222V227H228L229 226V231H230V233L226 230V231H223V235L222 236H220L219 238L218 237H216L217 239H215V242H211V244H210V242H207V245H204L205 243H206V240H204V239H202L201 237L200 238H198L197 237V239H196V243H195V250H196V252H195V254L196 255H202V256H206V258L204 259L205 261H203V260H201V261H203L204 262V264H237V263H239V264H255V261L257 260V259H259L258 257H259V255L261 256V253L259 254L258 252H256V251H254V254H252L251 256H242V255H244V253L243 252H241V260H236V252H239V248L237 247V244H236V241H239V240H236V236H238V235H236V215H240V213H243L244 214V212L248 209V208H250V207H253V211H252V213H250V212H248L249 214H251L249 217H252V222L254 223V224H256L257 226H255V228H253L254 229V231H253V229H252V234L251 233H249V234H251V236H250V238L251 237H253L252 239H254V241L255 240H259V238L261 237L262 239H263V236H264V181L263 180H261V181H259L258 182V180H257V185L255 184L256 182H253V181H255V179L252 181L251 179H253V172L249 175V177H247V178H244V180H240V181H238V179L240 178H238V176H236V172H233V171H231L230 170V168H229V163L232 161V159L236 156V153L238 152V151H236V149H237V144H236V125H244V123L245 122H247L248 121V114H249V116H250V114H251V112H256V111H262L263 113H264V40H261V39H259V40H256V38H258L259 36H258V28H256V26H257V24H258V20H257V15H258V13H262V14H264V0H226ZM11 3H13V2H11ZM10 3V4H11ZM18 3V2H17ZM39 3H41V2H39ZM82 3H84V2H82ZM85 3H86V0H85ZM84 3V4H85ZM104 2H102V4H103ZM117 3H119V2H117ZM1 4V3H0ZM4 4H5V2H4ZM10 4H7V5H10ZM14 4V3H13ZM20 4V3H19ZM102 4H99V6L100 5H102ZM106 4V5H105ZM111 4V3H110ZM109 4V5H110ZM6 5V6H7ZM16 4H14V6H15ZM22 5V4H21ZM20 5V6H21ZM40 5V4H39ZM88 5V4H87ZM92 5V4H91ZM1 6V5H0ZM3 6V5H2ZM18 7H19V5H17ZM75 6V7H76ZM86 6V5H85ZM84 5H83V8H85L86 9V7H85ZM93 6H95V5H93ZM93 6H91V7H93ZM99 6L97 5V7L99 8ZM104 6H108V3H104ZM5 7V6H4ZM10 7V6H9ZM8 7V8H9ZM16 7V6H15ZM88 7V6H87ZM102 8H103V6H101ZM100 7V8H101ZM115 7V6H114ZM12 8H13V5H12ZM20 8V7H19ZM93 8H95V7H93ZM164 8L165 9H167L168 11H165L164 10ZM10 9V8H9ZM35 9V8H34ZM41 9V8H40ZM72 9V8H71ZM97 8H95V10H96ZM236 9H237V11H236ZM78 10V9H77ZM81 10V9H80ZM90 10V12L91 13H93V14H96V11L94 12H92V10L91 9H89ZM110 10V9H109ZM159 10V9H158ZM165 12H164V11ZM99 11V10H98ZM101 11V12H100ZM100 15L101 14H105V13H103L102 12V10L100 9ZM12 12V11H11ZM9 10H8V12H7V15H0V19H5L6 20V18L9 16L10 17V13H11ZM31 12V11H30ZM43 12V11H42ZM84 12V11H83ZM89 12V13H90ZM104 12H105V10H104ZM109 12V11H108ZM159 12H160V10H159ZM44 13V12H43ZM98 13V12H97ZM141 13H139V15L141 14ZM161 13V12H160ZM47 14H48V12H47ZM132 14V13H131ZM162 14V15H163ZM167 14H166V17H167ZM183 14H185V16H186V19L185 20H182V18L181 17H184L183 16ZM187 14V15H186ZM86 15V14H85ZM89 15V14H88ZM87 15V16H88ZM91 15V14H90ZM90 15H89V17H90ZM98 15V14H97ZM160 15V14H159ZM4 16V18H2ZM75 16V15H74ZM93 17H95V16H93ZM104 17V16H103ZM102 17V18H103ZM108 17V16H107ZM78 18V17H77ZM82 18V17H81ZM110 18V17H109ZM165 18V17H164ZM164 18H163V21H164ZM11 18H9V20H10ZM27 19V18H26ZM72 19V18H71ZM94 20H96V21H99V19H98V17H97V19H95V18H93ZM101 19V18H100ZM116 19V18H115ZM1 20V21H2ZM14 20V19H13ZM139 20V19H138ZM8 21V20H7ZM81 21H82V19H81ZM197 21H198V27H196L197 26ZM253 21H255L256 22V24H255V27L253 26ZM6 22V21H5ZM15 22V21H14ZM26 22V21H25ZM108 21H106V23H107ZM114 22V21H113ZM185 22V23H184ZM9 23V22H8ZM97 23V22H96ZM100 24H101V21L99 22ZM109 23V22H108ZM164 23V22H163ZM5 24V23H4ZM10 24V23H9ZM19 24V23H18ZM22 24V23H21ZM77 24H80L81 25V23H77ZM99 24V25H100ZM110 24H111V22H110ZM170 24H169V26H170ZM1 25V24H0ZM83 25V24H82ZM141 25V24H140ZM195 25V30L193 29V30H191V29H189L190 27L192 28L193 26ZM13 26V25H12ZM71 26V25H70ZM87 26H89V24L87 25ZM92 26H94V25H92ZM96 26V25H95ZM131 26V25H130ZM5 27V26H4ZM22 27V26H21ZM72 27V26H71ZM121 27V26H120ZM136 27V26H135ZM172 27V28H173ZM238 28L240 31H241V35H239V37L238 38H236V36H234V35H232V33H231V30L233 29V28ZM11 28V27H10ZM9 28V29H10ZM98 27H96V29H97ZM137 28H140V26L139 27H137ZM194 28V27H193ZM7 29V28H6ZM102 29V28H101ZM124 29V28H123ZM128 29V28H127ZM187 29H188V31H192V32H188L187 31ZM129 30V29H128ZM162 30V29H161ZM235 30V29H234ZM5 31V30H4ZM18 31V30H17ZM135 32V33H134ZM139 32V31H138ZM142 32H140V33H142ZM226 32V33H225ZM17 33V32H16ZM225 33V34H224ZM10 34V33H9ZM19 35V33H17V36ZM21 35V34H20ZM15 36V41H14V44L16 43V44H20V43H22L21 42V40H22V36ZM147 35V34H146ZM148 35H149V33H148ZM147 35V36H148ZM88 36H90L89 38H88ZM17 37V38H16ZM87 37V38H86ZM154 37V36H153ZM9 38V37H8ZM222 38V39H221ZM2 39V38H1ZM73 39V38H72ZM221 39V40H220ZM111 40V39H110ZM113 40H111L112 42H113ZM252 40H256V41H252ZM37 41V40H36ZM60 41V40H59ZM73 41V40H72ZM185 42V43H182V42ZM8 42V41H7ZM30 42V41H29ZM106 42H108V41H106ZM2 43V42H1ZM0 43V44H1ZM146 44V45H144V44ZM8 44V43H7ZM39 44V43H38ZM142 44L144 45V46H142ZM180 44H185L186 46H187V48L186 49H182L181 47H179V45ZM40 45V44H39ZM134 45V46H133ZM139 45H140V47H139ZM2 46V45H1ZM9 46V45H8ZM10 46H13V45H10ZM16 46H18V45H16ZM60 46V45H59ZM108 46H107V48H108ZM142 46V47H141ZM3 47V46H2ZM5 47H6V45H5ZM183 47H185L184 45H183ZM9 48H11L12 49V47H9ZM14 48H15V46H14ZM107 48H106V51H107ZM31 49V48H30ZM4 50H5V48H4ZM3 51V50H2ZM2 51H0V52H2ZM13 51V50H12ZM14 51H16V50H14ZM24 50L22 49V52H23ZM133 51V52H134ZM9 52V51H8ZM11 52V51H10ZM32 52V51H31ZM34 52V51H33ZM36 52V51H35ZM39 52H40V50H39ZM49 52V51H48ZM52 52V51H51ZM133 52H131V54H134ZM38 53V52H37ZM37 53L36 54H34V56H33V54H32V56L31 57H35L34 59H32L31 60V58H30V56L29 55H31V53L28 55V56H26V57H28V60L30 61V62H28L27 64H28V66H27V70H29L30 69V67H34L38 62V65H36L35 67V69H37V70H34V71H37V72H39L40 70V73L41 72H45V74H47V73H49V76L50 77H52L53 78V80H56L55 79V77H57V76H55V77H53L52 75L54 74V73H56V71L55 70H59V68H58V63H59V60L61 59V57H62V54H60L59 52H58V50H55L53 53H52V55H50L47 59H46V57L44 58V60H37L36 61V55H37ZM42 53H44V51H42L40 54H42ZM143 53V52H142ZM22 54V53H21ZM49 54V53H48ZM107 54H106V52H105V54H101L102 56H107ZM116 54V56H114ZM128 54H129V56H128ZM144 54V53H143ZM142 54V55H143ZM1 55V54H0ZM39 55V54H38ZM38 55H37V57H38ZM44 55V54H43ZM60 55V56H59ZM136 55H137V53H136ZM135 55V56H136ZM140 55V54H139ZM139 55H137V56H139ZM16 56V55H15ZM47 56V55H46ZM132 56V55H131ZM4 57H5V55H4ZM17 57V56H16ZM26 57H25V59H26ZM116 57V58H115ZM145 57V56H144ZM201 57L203 58V59H201ZM3 58V57H2ZM40 58H41V56H40ZM135 58V57H134ZM141 58V57H140ZM143 58V57H142ZM146 58V57H145ZM4 59V58H3ZM24 59V58H23ZM108 59V60H107ZM138 59V58H137ZM199 59L200 60H202V65H200L199 63ZM1 60V59H0ZM7 60V59H6ZM22 60V59H21ZM27 60V59H26ZM25 60V61H26ZM139 61H140V59H138ZM9 61V60H8ZM24 61V62H25ZM148 61V62H149ZM6 63H7V61H5ZM21 62V61H20ZM37 62V63H36ZM144 61H142V63H143ZM187 63V65H185L186 67H184L183 66V64H186ZM3 63H4V61H3ZM9 63V62H8ZM7 63V64H8ZM135 63V62H134ZM136 63H137V61H136ZM24 64H26V63H24ZM74 64V62H73V64H72V62L68 65V66H72V67H74L73 65H75ZM194 64V65H193ZM200 66H199V65ZM1 65V64H0ZM3 65V64H2ZM6 65V64H5ZM10 65H12V64H10ZM18 65V64H17ZM20 66H18L19 67V70L20 71H22L23 70V67H21V64H19ZM60 65V64H59ZM66 65H67V63H66ZM90 65H91V67H90ZM143 65H145V63H143ZM191 65V67H190V69L191 70H188L189 69V66ZM196 65H198V67L196 66ZM52 66V67H51ZM64 65L62 64V67H63ZM133 66V65H132ZM183 66V67H182ZM17 67V66H16ZM26 67V66H25ZM50 67H51V69H50ZM62 67H61V70H62ZM75 67V68H76ZM6 68V67H5ZM57 68V69H56ZM134 68H136L135 66H134ZM133 68V69H134ZM192 68H194V70H196V71H194ZM12 69H13V67L11 68V70H10V68H9V70L10 71H12ZM26 69H24L25 71H27ZM64 69V68H63ZM65 69H69V67H66ZM74 69V68H73ZM1 70V69H0ZM2 70H3V68H2ZM23 70V72H25ZM33 70V69H32ZM50 70L52 71V75L50 74ZM82 70V69H81ZM141 70V69H140ZM147 70V69H146ZM33 71V72H34ZM49 71V72H48ZM55 71V72H54ZM63 72L65 71V70H62ZM75 71V70H74ZM73 71V75L75 74V72ZM77 71V70H76ZM187 71V72H186ZM188 71H190V73H192L193 71V73H195V72H197V74H196V76L194 77V75H193V77H191L192 75L190 74L189 76H190V80H192L191 81V83L190 82H188L185 78L183 79V81L182 80H180L181 78H180V76H183V74H187L188 73ZM192 71V72H191ZM1 72V71H0ZM9 72V71H8ZM13 72V71H12ZM30 72H31V70H30ZM65 72H67V71H65ZM72 71H70L69 73H71ZM96 72V71H95ZM58 73H59V71H58ZM78 73V72H77ZM92 73V74H91ZM105 73H106V75H105ZM21 74V73H20ZM24 74V73H23ZM60 74H61V72H60ZM67 74V73H66ZM88 74V75H87ZM0 75H1V73H0ZM26 75V74H25ZM36 75V74H35ZM43 75H44V73H43ZM63 75V74H62ZM68 76H67V78H69L71 75L70 74H67ZM70 75V76H69ZM86 75V76H85ZM20 76V75H19ZM24 76V75H23ZM29 76V75H28ZM32 76H33V74H32ZM46 76V75H45ZM96 76V77H95ZM140 76V75H139ZM2 77H4V75L2 76ZM6 77H8V75L6 76ZM37 77V76H36ZM35 77V78H36ZM43 77V76H42ZM48 77V76H47ZM65 75H64V79H65ZM148 77V76H147ZM184 77V76H183ZM187 77V76H186ZM211 77V78H210ZM1 78V77H0ZM25 78V77H24ZM38 78H39V76H38ZM37 78V79H38ZM104 78H105V80H104ZM140 78V77H139ZM179 78V79H178ZM197 78V79H196ZM210 78V79H209ZM5 79V78H4ZM7 79V78H6ZM13 79H14V77H13ZM33 79H34V77H33ZM70 79V78H69ZM86 79V78H85ZM117 79V80H116ZM133 79V78H132ZM144 79V78H143ZM209 79V81H207ZM17 80V79H16ZM27 80V79H26ZM53 80H51V81H53ZM62 80V79H61ZM65 80H68V79H65ZM120 81V83L119 82H116V81ZM189 80V81H190ZM197 80V81H196ZM18 81H19V79H18ZM22 81V80H21ZM42 81H44V83L46 82V81H48V82H46V84L48 85V83H49V85H48V90L46 89V86L45 87H42L43 89H44V92L45 91H48L51 95L53 94V92H55L56 94H60V91H59V89H58V86L59 85H61L62 86V84L60 83L58 86L56 85V81H53V82H51L49 79L48 80H43L42 79ZM41 81V84H44L43 82ZM69 82H70V80H68ZM68 81H65V83L66 82H68ZM104 81H106V83L104 82ZM109 81V82H110ZM133 81H135V82H137L135 79L133 80ZM175 81H176V83H175ZM6 82V81H5ZM5 82L3 81V83L2 84H5ZM16 81L14 80V83H15ZM23 82V81H22ZM28 82V81H27ZM37 82V81H36ZM36 82H34L35 84H36ZM69 82L67 83V85L69 84ZM110 82V83H111ZM19 82H17V84H18ZM32 83V82H31ZM34 83H32V84H34ZM104 83L107 85V87H105L104 86ZM0 84H1V82H0ZM1 84V85H2ZM7 84V83H6ZM24 84V83H23ZM28 84V83H27ZM58 84V83H57ZM70 84H72V82L70 83ZM113 83H111V85H112ZM13 85L14 84H12V87H13ZM40 85V82H38V86ZM111 85H110V87H111ZM114 85L115 84H113L112 86L114 87ZM145 85V84H144ZM190 85V86H189ZM4 86V85H3ZM32 86V85H31ZM37 86V85H36ZM38 86L36 87L37 89H39L38 88ZM64 86V85H63ZM62 86V87H63ZM69 86V85H68ZM135 86H136V84H135ZM192 86H193V84H192ZM1 87V86H0ZM27 87V86H26ZM33 87V86H32ZM32 87H30V88H32ZM39 87H41V86H39ZM146 87V86H145ZM144 87V88H145ZM3 88V87H2ZM1 88V89H2ZM8 88V87H7ZM29 88V87H28ZM59 88H61L60 86H59ZM68 88H70V87H68ZM115 88H116V85H115V87L113 88L114 90H115ZM130 88H132V86L130 87ZM138 88H139V86H138ZM14 89H16V88H14ZM43 89H41L40 88V90H43ZM46 89V90H45ZM64 89H65V87H64ZM67 89V88H66ZM73 89V92L75 91L74 90V87L72 88ZM136 89V88H135ZM149 89V90H150ZM4 90V89H3ZM9 90H10V88H9ZM57 90L59 91V92H57ZM87 90H89V91H87ZM110 91L109 92H114V91H112L111 89H109ZM133 90V89H132ZM191 90H193V88L191 89ZM32 91V90H31ZM39 91V90H38ZM62 92L64 91L63 89L61 90ZM66 92H67V90H65ZM64 91V92H65ZM70 91H72V90H70ZM75 91V92H76ZM153 91H151V93H153ZM4 92V91H3ZM7 92V91H6ZM10 93L9 94H11V93H13V92H11V91H9ZM39 92H41V91H39ZM61 92V95L62 94H66V93H62ZM132 92V91H131ZM148 92V91H147ZM33 93H34V90H33ZM42 93V92H41ZM46 93L47 92H45V95H46ZM71 94H72V92H70ZM70 93L68 92V94H69V96H70ZM77 93L75 94L74 93V98H75V96L77 95ZM132 93H134V92H132ZM137 93V92H136ZM143 93V92H142ZM149 93V92H148ZM4 94V93H3ZM2 94V95H3ZM19 94V93H18ZM29 94H31L30 92H29ZM37 94H38V92H37ZM36 94V95H37ZM44 94V93H43ZM50 94H48V96L50 95ZM55 94V95H56ZM92 94V93H91ZM90 94V96H92ZM110 95H111V93H109ZM115 95H116V92L114 93ZM126 94V93H125ZM139 94H140V92H139ZM146 94V93H145ZM1 95V96H2ZM5 95V94H4ZM32 95V94H31ZM42 95V94H41ZM50 95V96H51ZM54 94H53V97H50V100H52V102L50 103V107L48 106V104H47V106H46V108L45 109H47V110H45L44 112V115H46L47 117H48V120H47V118H45V119H42V121L40 122V124L42 125V127L44 128V129H46V130H44L45 132H44V136L42 137V131H43V129L42 128H40V131L42 132L41 133V137H42V145H43V142L46 144L48 141H47V139H50V135H51V130L52 129H54V128H52L51 127V125H52V123L50 122V120L51 119H53L52 117H57V115L56 116H54L55 115V113H54V110H55V112H57L58 110L57 109H59V111H60V108H62L63 107V105H64V102L63 101H65L64 100V98H65V96H64V98L62 99L60 96H59V98L61 99V100H58L57 99V101L56 102H54V99L55 98H57V96H55ZM131 95H133V94H131ZM131 95H129V96H131ZM154 95V94H153ZM8 96V95H7ZM6 96V97H7ZM11 96V95H10ZM13 96V95H12ZM19 96V95H18ZM17 96V97H18ZM21 96V95H20ZM28 96V95H27ZM34 96V95H33ZM32 96V97H33ZM40 96V95H39ZM54 96H55V98H54ZM67 96V95H66ZM118 96V95H117ZM194 96V95H193ZM4 97V96H3ZM1 98V99H4V98ZM14 97H16V94L14 95ZM35 97V96H34ZM37 97V99H36V101H35V103L37 102V100L39 99L38 98V95L36 96ZM46 97V96H45ZM45 97H44V99H45ZM71 98H72V95L70 96ZM78 97V96H77ZM97 97V98H98ZM105 97V96H104ZM111 97H113V96H111ZM122 98H123V96H121ZM136 97H137V94H136ZM135 97V98H136ZM156 96H155V98H157ZM198 97V96H197ZM201 97H200V99H201ZM19 98V97H18ZM48 98V97H47ZM46 98V99H47ZM67 98V97H66ZM90 99H91V102H92V98H94V96H92V98L91 97H89ZM108 98V97H107ZM109 98H110V96H109ZM114 98H116V96L114 97ZM118 98V97H117ZM116 98V99H117ZM121 98V99H122ZM131 98V97H130ZM143 98V97H142ZM1 99H0V101H1ZM10 98H8V100H9ZM12 99V98H11ZM10 99V102H12L13 100H11ZM28 99H30V101H31V97L30 98H28ZM27 99V100H28ZM68 100H69V98H67ZM66 99V101H68ZM111 99V98H110ZM109 99V100H110ZM121 99L119 98V100L121 101ZM124 99V98H123ZM159 99V98H158ZM161 99V98H160ZM159 99V101H161ZM192 99V98H191ZM195 99V98H194ZM15 100V99H14ZM16 100H17V98H16ZM15 100V101H16ZM48 100H49V98H48ZM49 100V101H50ZM56 100V99H55ZM73 100V99H72ZM72 100L70 99L69 101H71L72 102ZM75 100V99H74ZM74 100H73V102H74ZM104 100V99H103ZM108 100V101H109ZM115 100V99H114ZM24 101V100H23ZM33 101V102H34ZM39 101V100H38ZM87 101V100H86ZM118 100H116V102H114V104L112 105V103H111V105H112V107H110V106H108V108L107 109H109V107L111 108V111H109V112H111V113H109L110 114V116H111V119H113L114 121H115V117L117 116V117H119L118 116V114H119V112L122 110V109H124V107L126 106L125 104H123L122 103V105H125V106H122L121 104H120V101H118ZM131 101V100H130ZM130 101H128V102H130ZM164 100H162V102H163ZM195 101H196V99H195ZM3 102V101H2ZM16 102H18V100L16 101ZM72 102V103H73ZM83 102V101H82ZM88 102H90V101H88ZM88 102H86V104L88 103ZM147 102V101H146ZM201 102V101H200ZM27 103V102H26ZM25 103V104H26ZM46 103V102H45ZM66 103V102H65ZM133 103V102H132ZM4 104H5V102H4ZM7 104H9V103H7ZM24 104V105H25ZM42 104V103H41ZM69 105H70V103H68ZM67 104V105H68ZM74 104V103H73ZM77 104V103H76ZM76 104H75V106H76ZM93 104H95V103H93ZM128 104V103H127ZM146 104V103H145ZM148 104V103H147ZM14 105H16V103L14 104ZM37 105V104H36ZM39 105V104H38ZM46 105V104H45ZM45 105H43V106H45ZM83 105V104H82ZM184 105V104H183ZM194 105V104H193ZM26 106V105H25ZM29 106V105H28ZM40 106V105H39ZM42 106V105H41ZM40 106V107H41ZM75 106H74V108H75ZM77 106H79V104H77ZM85 106V105H84ZM88 106H90V103H89V105ZM87 106V107H88ZM100 106V105H99ZM136 106V105H135ZM138 106V105H137ZM136 106V107H137ZM176 106V105H175ZM13 107V106H12ZM17 106H15V108H16ZM20 107V106H19ZM30 107V106H29ZM29 107H27V108H29ZM33 107V106H32ZM73 106H71V107H69L68 108V106L66 107V108H68L69 109V111H70V108H72ZM86 107V106H85ZM84 107V110L86 109ZM135 107V108H136ZM140 107V106H139ZM186 107V106H185ZM188 107V106H187ZM186 107V108H187ZM6 108V107H5ZM57 108V109H56ZM65 108V107H64ZM65 108V109H66ZM77 108V107H76ZM130 108V107H129ZM153 108V109H154ZM38 109H40L39 107H38ZM42 109V108H41ZM41 109H40V111H41ZM67 109V110H68ZM103 109V108H102ZM126 109V108H125ZM155 109H154V111H155ZM188 109V108H187ZM7 110V109H6ZM77 110V109H76ZM82 110V109H81ZM110 110V109H109ZM135 110H139L140 111V109H138V108H136ZM145 110V109H144ZM180 110H181V108H180ZM12 111H14V109L12 110ZM18 111V110H17ZM21 111V110H20ZM64 111V110H63ZM66 111V110H65ZM108 111V110H107ZM107 111H105V112H107ZM128 111V110H127ZM131 112H132V110H130ZM143 111V110H142ZM178 111H179V108H178ZM191 111V110H190ZM212 111V112H211ZM1 112V111H0ZM4 112V111H3ZM11 112V111H10ZM61 112H62V110H61ZM67 112V111H66ZM71 112V111H70ZM121 112H123V110L121 111ZM125 112V111H124ZM182 112H184L183 110H182ZM210 112H211V114H210ZM22 113V112H21ZM24 113H25V111H24ZM73 114H72V117L74 116V112H72ZM85 113H86V111H85ZM140 113V112H139ZM139 113H138V115H139ZM152 113V112H151ZM15 114V113H14ZM43 114V113H42ZM57 114V113H56ZM60 114V113H59ZM62 114H64V113H62ZM61 114V115H62ZM66 114V113H65ZM68 114V113H67ZM66 114V115H67ZM108 114V115H109ZM125 114H127V113H125ZM141 114V113H140ZM0 115H3V114H0ZM37 115V114H36ZM65 115V116H66ZM69 115V114H68ZM67 115V116H68ZM77 115V114H76ZM107 115V114H106ZM107 115V116H108ZM119 115H121V113L119 114ZM129 115V114H128ZM143 115V114H142ZM184 115V114H183ZM189 115V114H188ZM4 116V115H3ZM16 116V115H15ZM46 116H44V117H46ZM84 116V115H83ZM110 116H108V117H110ZM122 117H123V115H121ZM137 116V115H136ZM178 116V115H177ZM1 117V116H0ZM43 117V118H44ZM71 117V116H70ZM71 117V118H72ZM106 118V119H110V118ZM128 117V116H127ZM2 118V117H1ZM6 118V117H5ZM4 118V119H5ZM29 118V117H28ZM34 118V117H33ZM64 118V117H63ZM104 118V117H103ZM183 118V117H182ZM9 119V118H8ZM36 118H34V120H35ZM70 119V118H69ZM121 119V118H120ZM120 119H118V118H116V120H118V121H120ZM124 119V118H123ZM122 119V120H123ZM126 119V118H125ZM125 119L123 120V123L125 124ZM178 119V118H177ZM6 120H7V118H6ZM38 120V119H37ZM36 120V121H37ZM54 120H56V119H54ZM54 120H52V121H54ZM75 120H77V119H75ZM88 120V119H87ZM102 120H104V119H102ZM101 120V121H102ZM128 120V119H127ZM126 120V122H128L129 120H130V116H129V120L127 121ZM151 120V119H150ZM179 120V119H178ZM1 121H2V119H1ZM26 121V120H25ZM32 122H33V120H31ZM72 121V120H71ZM70 121V122H71ZM105 121V120H104ZM108 122H109V120H107ZM107 121H106V124H107ZM118 121H115V123H119ZM140 121V120H139ZM138 121V122H139ZM22 122H24V120L22 121ZM38 122V121H37ZM76 122V121H75ZM82 122H87L88 123V121H83L82 120ZM81 122V123H82ZM112 122V121H111ZM134 122V121H133ZM151 122V121H150ZM216 122H218V123H216ZM10 123V122H9ZM19 123V122H18ZM42 123H44V124H46V126H44ZM57 123V122H56ZM56 123H53V124H56ZM72 123H74V122H72ZM76 123H78V122H76ZM76 123H75V125H76ZM80 123V122H79ZM78 123V126L80 125ZM91 123V122H90ZM89 123V124H90ZM101 123V122H100ZM120 123L121 124H123L121 121H120ZM129 123V122H128ZM145 123V122H144ZM152 123V122H151ZM179 123V122H178ZM12 124H13V122H12ZM28 124V123H27ZM35 124V123H34ZM39 124V123H38ZM68 124H69V122H68ZM92 124V123H91ZM95 124V123H94ZM99 124V123H98ZM112 124H113V122H112ZM121 124H119V126L121 125ZM124 124H123V127H124ZM130 124V123H129ZM139 124V123H138ZM177 124V123H176ZM185 124V123H184ZM19 125V124H18ZM57 126H58V124H56ZM71 125V124H70ZM74 125V124H73ZM74 125V126H75ZM93 125V124H92ZM101 125V124H100ZM99 125V126H100ZM108 125V124H107ZM110 125V124H109ZM113 125H115V124H113ZM142 125V124H141ZM144 125V124H143ZM147 125V124H146ZM149 125V124H148ZM174 125V124H173ZM179 125V124H178ZM205 125V124H204ZM13 126H14V124H13ZM12 126V127H13ZM21 126V125H20ZM30 126H31V124H30ZM59 126L60 127H62L60 124H59ZM58 126V127H59ZM106 126V125H105ZM122 126V125H121ZM153 126V125H152ZM166 126V125H165ZM180 126V125H179ZM182 126V125H181ZM186 126V125H185ZM2 127V126H1ZM4 127V126H3ZM8 127V126H7ZM17 127V126H16ZM26 127V126H25ZM28 127H29V125H28ZM39 127H41V126H39ZM45 127H47V128H45ZM76 127V126H75ZM81 127V126H80ZM98 127V126H97ZM97 127H96V129H97ZM111 127V126H110ZM117 128V126L115 127V126H112V128ZM122 127V128H123ZM126 127V126H125ZM124 127V128H125ZM129 127V126H128ZM128 127H127V131H128ZM154 127V126H153ZM215 127V126H214ZM70 128V127H69ZM73 128V127H72ZM76 128H78V127H76ZM100 128V127H99ZM119 128H121V127H119ZM118 128V129H119ZM120 129L119 131L118 130H115L116 132L118 131V135L116 136V137H112V136H115V134H113L112 136H108L109 138H111V140L108 138H106V134H107V132L108 131H106L105 130V132L106 133H103L101 136H100V138H99V140H96V141H94L95 142V144L92 146V149H90V150H86L85 152H83V153H85V154H83L81 151H82V149H81V151H80V149L78 150V149H76V151H80V152H73V153H71V154H69L70 155V159L71 160H73L74 161V159L77 161V162H79L80 161V159H82V161L83 162H85V163H83V167H81V165H79L80 167H81V169H78L79 171L80 170H82V173H81V176L84 178H81V179H83V180H87L88 181V183H90L92 186H90L88 189H90L91 187H93L94 186V188L96 187H99V176L100 177H102L99 173L100 172H102V170H103V162L106 160H109L110 158H112V157H114V156H116V155H118L119 153H120V155H124L125 153H128L127 151H129L127 148H126V146H125V141H126V139L128 138V137H126V133H128V132H126V129L124 130V129ZM130 128H131V125H130ZM150 128V127H149ZM155 128V127H154ZM154 128H152V129H154ZM181 128V127H180ZM18 129V128H17ZM21 129V128H20ZM29 129V128H28ZM27 129V130H28ZM33 129H35V128H33ZM37 129V128H36ZM42 129V130H41ZM57 129H59V131H60V128H57ZM63 129V128H62ZM71 129V128H70ZM82 129V128H81ZM162 129V128H161ZM164 129V128H163ZM178 129V128H177ZM199 129V128H198ZM207 129V128H206ZM209 129V128H208ZM1 130V129H0ZM8 130H9V128H8ZM22 130H23V127H22ZM39 130V129H38ZM38 130H36V131H38ZM64 130H66V128H64ZM73 130H74V128H73ZM76 130V129H75ZM151 130V129H150ZM156 129H154V131H155ZM201 130H202V128H201ZM223 130V131H222ZM2 131V130H1ZM6 131V130H5ZM12 131V130H11ZM24 131V130H23ZM29 131V130H28ZM35 131V133H33V134H36L37 132ZM47 131V132H46ZM56 131V130H55ZM58 131V130H57ZM68 131V130H67ZM164 131V130H163ZM182 131V130H181ZM200 131V130H199ZM207 131V130H206ZM213 131V130H212ZM211 131V132H212ZM219 131H220V129H219ZM8 132V131H7ZM18 132V131H17ZM78 132V131H77ZM161 133V135H160V140H163V139H165V135L162 133V131L160 130V131H157L156 133ZM64 133H66V131L64 132ZM64 133H62V134H64ZM75 133V132H74ZM110 132H108V134H109ZM112 133V132H111ZM111 133L109 134V135H111ZM137 133V132H136ZM136 133H134V135L136 134ZM154 133V132H153ZM156 133H155V135H156ZM159 133V134H160ZM177 133V132H176ZM186 133V132H185ZM185 133H183L184 135H185ZM201 133V132H200ZM205 133V132H204ZM208 133V132H207ZM206 133V134H207ZM2 135H4L3 133H1ZM15 134V133H14ZM18 134V133H17ZM37 134H39V133H37ZM37 134H36V136H37ZM53 134H56L57 135V132H55V133H53ZM53 134H52V136H53ZM94 134V133H93ZM128 134H130V133H128ZM128 134H127V136H128ZM194 134H196V136H194ZM213 134V133H212ZM1 135V136H2ZM22 135V134H21ZM24 135V134H23ZM29 135V137H30V134H28ZM65 135V134H64ZM70 135H71V133H70ZM87 135V134H86ZM99 135V134H98ZM142 135V134H141ZM150 135H152V131H151V134ZM154 135V134H153ZM152 135V138L154 137ZM181 135V134H180ZM190 135V134H189ZM202 135V134H201ZM9 136V135H8ZM8 136H6V137H8ZM10 136H12V134L10 135ZM32 136V135H31ZM39 136H40V134H39ZM63 136V135H62ZM72 136V135H71ZM84 136V135H83ZM83 136H81V137H83ZM133 136V135H132ZM139 135H137V137H138ZM156 136H159V135H156ZM204 136V135H203ZM208 136H209V134H208ZM13 137H15V136H13ZM65 137V136H64ZM143 137V136H142ZM142 137H140V138H142ZM181 137H182V135H181ZM188 137V136H187ZM216 137V136H215ZM2 138V137H1ZM4 138V137H3ZM18 138H19V136H18ZM32 138V137H31ZM30 138V139H31ZM37 138V137H36ZM61 138V137H60ZM89 138V137H88ZM178 138H179V136H178ZM188 138H190V137H188ZM197 138V137H196ZM210 138V137H209ZM213 138V137H212ZM217 138V137H216ZM26 140H27V138H25ZM41 139V138H40ZM51 139H52V137H51ZM82 139V138H81ZM85 139V138H84ZM106 139H107V141L109 142V140H110V142H109V145H107L106 143H108V142H106ZM167 139V138H166ZM171 139H172V136L170 137H168V140L169 141H171ZM180 139H182V138H180ZM186 139V138H185ZM203 140H205L204 139V137L202 138ZM207 139V138H206ZM2 140V139H1ZM1 140H0V142H1ZM9 140H11V137H10V139ZM12 140H14L15 141V139H13L12 138ZM17 140V139H16ZM61 140V139H60ZM72 140V139H71ZM130 140V139H129ZM148 140V141H147ZM175 139H173V141H174ZM182 140H184V139H182ZM189 140H191V139H189ZM238 140V139H237ZM5 141V140H4ZM17 141H19V140H17ZM22 141V140H21ZM32 141V140H31ZM33 141H34V138H33ZM39 141V140H38ZM47 141V142H46ZM77 141H79V139L77 140ZM82 141V140H81ZM80 141V142H81ZM178 141H179V139H178ZM224 141V142H223ZM263 141V140H262ZM7 142H8V140H7ZM29 142V141H28ZM198 142V141H197ZM219 142V143H220ZM240 142L241 141H239V144H240ZM134 143V144H133ZM146 143V144H145ZM167 143V142H166ZM171 143H173L172 141L170 142V144L169 145H171ZM217 143V142H216ZM224 143V144H223ZM34 144H36V141H35V143ZM48 144H50V143H48ZM144 144L145 145H149L148 147L150 148H148L147 147V149L145 150V151H147V152H144L143 150H144ZM165 144V143H164ZM220 144V145H221ZM264 144V143H263ZM15 145V144H14ZM30 145H31V143H30ZM64 145V144H63ZM142 145H143V147H142ZM168 145V146H169ZM183 145V144H182ZM12 146V145H11ZM24 146V145H23ZM25 146H27V145H25ZM45 146V145H44ZM76 146V145H75ZM110 146V147H109ZM10 147V146H9ZM17 147V146H16ZM20 147H22L21 145H20ZM63 147V146H62ZM66 147V146H65ZM87 147V146H86ZM85 147V148H86ZM1 148V147H0ZM34 148V147H33ZM49 148V147H48ZM68 148V147H67ZM76 148V147H75ZM119 148V149H118ZM170 148V147H169ZM263 148H264V146H263ZM263 148L261 149V151L263 150ZM19 149V148H18ZM24 149H25V147H24ZM26 149H27V147H26ZM61 149V148H60ZM65 149V148H64ZM63 149V150H64ZM70 149H71V147H70ZM211 149V148H210ZM214 149V148H213ZM216 149V148H215ZM2 150H3V148H2ZM12 150V149H11ZM10 150V151H11ZM29 150H30V148H29ZM28 150V151H29ZM33 150V149H32ZM56 150V149H55ZM62 150V151H63ZM75 150V149H74ZM73 150V151H74ZM184 150V149H183ZM258 150V149H257ZM8 151V154H9V150H7ZM13 151V150H12ZM19 151V150H18ZM24 151V150H23ZM166 151V150H165ZM213 151V150H212ZM219 151V152H220ZM54 152V151H53ZM64 152V151H63ZM66 152V151H65ZM215 152V151H214ZM213 152V153H214ZM4 153H5V151H4ZM11 153V152H10ZM14 153V152H13ZM9 154V155H14V154ZM21 153V152H20ZM32 153V152H31ZM61 153V152H60ZM69 153V152H68ZM88 153H89V155H88ZM122 153H124V154H122ZM243 153V152H242ZM261 153V155L263 156V158H262V160H261V162H262V166L264 167V152L262 153V152H260ZM0 154H2V153H0ZM48 154H50V152H48ZM55 154V153H54ZM57 154V153H56ZM55 154V155H56ZM66 154V153H65ZM86 154H87V156H86ZM217 154V153H216ZM3 155V154H2ZM2 155H0V156H2ZM16 155V154H15ZM15 155H14V157H15ZM26 153H25V156H24V152H23V154L22 155H17L21 160H22V158H24V157H26ZM34 155V154H33ZM41 155H42V153H41ZM128 155V154H127ZM254 155V154H253ZM258 155H259V153H258ZM258 155H257V157H258ZM4 156V155H3ZM17 156L15 157V159L17 158ZM23 156V157H22ZM32 156V155H31ZM38 156V155H37ZM46 156V155H45ZM132 156V155H131ZM239 156V155H238ZM245 156V155H244ZM5 157H6V155H5ZM5 157H3V158H5ZM11 157V156H10ZM39 157V156H38ZM56 157V156H55ZM62 157V156H61ZM79 157H81L80 159H79ZM86 157V158H85ZM88 157V158H87ZM124 157H125V155H124ZM123 157V158H124ZM127 157V156H126ZM256 157V158H257ZM13 158V157H12ZM27 158V157H26ZM26 158H24L25 159V161L23 160V162H26V160L28 159H26ZM29 158H30V156H29ZM35 158V157H34ZM43 158H44V156H43ZM50 158H51V155H50ZM53 158H54V155H53ZM116 158V157H115ZM245 158V157H244ZM247 158V157H246ZM8 159V158H7ZM14 158H13V160L10 158L9 159V161L10 160H12V161H10V163H13V164H9V166H13V168H14V162L16 163V160L18 159H16L15 160ZM33 159V158H32ZM40 159V158H39ZM44 159H46V158H44ZM55 159V158H54ZM69 159V160H70ZM185 159V158H184ZM183 159V161H185ZM203 159V158H202ZM220 159V158H219ZM260 159V158H259ZM20 160V161H21ZM30 160V159H29ZM33 160H35V159H33ZM33 160H31V161H33ZM38 160V159H37ZM41 160V159H40ZM112 160V159H111ZM113 160H115L114 158H113ZM123 160V159H122ZM222 160V159H221ZM220 160V161H221ZM57 161V160H56ZM81 161V162H82ZM123 161H125L126 162V164H127V161L124 159ZM132 161V162H133ZM250 161H251V159H250ZM254 161V160H253ZM0 162H2V163H5V161H3V159H2V161L0 160ZM17 162H19L18 160H17ZM30 162V161H29ZM34 162H37V161H34ZM42 163L44 162V161H41ZM40 162V163H41ZM46 162V161H45ZM68 162V161H67ZM72 162V161H71ZM80 162V163H81ZM108 162V161H107ZM111 162V161H110ZM117 162H119V161H117ZM116 162V163H117ZM247 162V161H246ZM255 162V161H254ZM7 163H8V161H7ZM6 163V164H7ZM39 163V161H38V164H40ZM61 163V162H60ZM73 163V162H72ZM71 163V164H72ZM79 163V164H80ZM120 163H121V160H120ZM134 163V162H133ZM201 163V162H200ZM211 163V162H210ZM213 163V162H212ZM238 163V162H237ZM253 163V162H252ZM18 164H20V163H18ZM31 164V163H30ZM33 164V163H32ZM31 164V165H32ZM35 164V163H34ZM37 164V163H36ZM62 164V163H61ZM130 165H131V163H129ZM184 164V163H183ZM198 164V163H197ZM231 164H232V162H231ZM254 164V163H253ZM253 164L251 165L252 167H253ZM23 165V164H22ZM46 165V164H45ZM49 165V164H48ZM56 165V164H55ZM110 165V164H109ZM121 165V164H120ZM257 165H258V163H257ZM257 165H255V166H257ZM1 166H2V164H1ZM9 166L8 167H6V165H5V167L6 168H4V170H3V172L5 173V174H8L7 173V171L9 170L10 171V169H9ZM21 166V165H20ZM24 166V165H23ZM22 166V167H23ZM47 166V165H46ZM74 166V165H73ZM78 166V165H77ZM76 166V167H77ZM108 166V165H107ZM115 166V165H114ZM124 166H126V165H124ZM135 166V165H134ZM196 166V165H195ZM261 166V165H260ZM3 167H4V165H3ZM22 167H20V173H21V168ZM26 167V166H25ZM25 167H23V171L22 172H24V168ZM28 167V166H27ZM49 167H50V165H49ZM54 167V166H53ZM52 167V168H53ZM79 167V168H80ZM115 167H118L119 168V166H115ZM198 167V166H197ZM201 167V168H202ZM2 168V167H1ZM8 168V169H7ZM61 168V167H60ZM78 168V167H77ZM105 168V167H104ZM132 168V167H131ZM133 168H135V167H133ZM132 168V169H133ZM153 168V167H152ZM152 168H145V170H147V169H152ZM255 168V167H254ZM6 169H7V171H6ZM16 170H17V168H15ZM15 169H13V170H15ZM113 169V168H112ZM125 169V168H124ZM155 169H153V170H155ZM2 170V169H1ZM27 170V169H26ZM123 170V169H122ZM126 170H129V167H128V169H126ZM141 170V169H140ZM144 170V169H143ZM207 170V171H206ZM263 170V169H262ZM18 171H19V169H18ZM54 171V170H53ZM56 171V170H55ZM60 171H62V170H60ZM63 171H64V169H63ZM78 171V172H79ZM116 170H114V172H115ZM139 171V170H138ZM248 171V170H247ZM2 172V171H1ZM0 172V173H1ZM3 172H2V174H3ZM28 172H29V181H31L32 182V185L31 186H33V189H32V191L31 192H33V190L34 191H36L34 188H39V187H37V185H42L41 183H40V181L38 182V184L35 182L37 179H40L41 180V177L38 175L39 174V171L38 170H36V171H29L28 170ZM58 172V171H57ZM124 172V171H123ZM144 172V171H143ZM151 172V171H150ZM153 172V171H152ZM262 172V171H261ZM19 173V172H18ZM64 173V172H63ZM103 173V172H102ZM142 173V172H141ZM146 173V172H145ZM258 173H259V171H258ZM257 173V174H258ZM5 174H3V176H2V178H1V176H0V185L2 186H4L5 188H7V190L2 186H0V193H2V190H6L5 192H3V195H1L0 194V199H1V201L3 200L2 198H4L5 200H6V202H8L9 200L11 201L13 198H14V190H15V188H18L17 187V185L14 183V182H12V183H14L13 185H11L10 184V181L12 180V179H14V177L15 178H17L18 176L20 177L21 175L23 176H25V178H26V175H28V174H25V173H23V174H17V172H16V174H15V171L13 172V174H12V170H11V172H9V174L6 176ZM52 174H53V172H52ZM55 174V173H54ZM71 174V173H70ZM103 174H105V173H103ZM119 174V172L117 173V175ZM132 173H130V175H131ZM144 174V173H143ZM147 174V173H146ZM5 175V176H4ZM13 175V176H12ZM18 175V176H17ZM67 175V174H66ZM116 175V176H117ZM129 175V174H128ZM129 175V176H130ZM260 175V174H259ZM59 176V175H58ZM108 176V175H107ZM124 176V175H123ZM258 176V175H257ZM46 177V176H45ZM55 177V176H54ZM73 177V176H72ZM104 177V176H103ZM131 177H132V175H131ZM252 177V178H251ZM21 178V177H20ZM44 178V175H43V177H42V179ZM62 178H65V177H62ZM61 178V179H62ZM71 178V177H70ZM99 178V179H98ZM116 178V177H115ZM121 178V177H120ZM133 178H135V177H133ZM258 178V177H257ZM22 179H24V177L22 178ZM67 179H69V178H67ZM73 179V178H72ZM75 179V178H74ZM73 179V180H74ZM81 179H78V180H81ZM136 179V178H135ZM261 179V178H260ZM17 180H20V179H18L17 178ZM25 180V179H24ZM24 180H22L23 181V184H24ZM26 180H27V178H26ZM35 180V181H34ZM43 180H45V179H43ZM57 180V179H56ZM60 180V179H59ZM65 180V179H64ZM72 180V181H73ZM102 180V179H101ZM100 180V181H101ZM104 180H106V179H104ZM114 180H116V179H114ZM132 180V179H131ZM14 181V180H13ZM22 181H20V182H22ZM38 181V180H37ZM58 181V180H57ZM62 181V180H61ZM69 181V180H68ZM77 181V180H76ZM103 181V180H102ZM108 181V180H107ZM125 181V180H124ZM134 181V180H133ZM31 182H29V184L31 183ZM56 182V181H55ZM120 182V181H119ZM128 182V181H127ZM135 182V181H134ZM134 182H132V183H134ZM160 182H162V183H166V185L167 186H171V188L169 187V193L167 194V195H165V194H163L164 196H165V198H166V202L165 203H167L166 205H164V207L159 211V212H157V213H152L151 212V208H149L150 207V205L153 203V198H154V192L155 193H157V192H159V187H160ZM237 182V183H236ZM238 182H240V183H238ZM40 183V184H39ZM46 183V182H45ZM49 183V182H48ZM54 183V182H53ZM58 183H60L59 181L57 182V184ZM69 184H70V182H68ZM102 183V182H101ZM126 183V182H125ZM18 184V183H17ZM21 184V183H20ZM37 184V185H36ZM50 184V183H49ZM56 184V183H55ZM56 184V185H57ZM61 184V183H60ZM105 184V183H104ZM114 184V183H113ZM117 184V183H116ZM115 184V185H116ZM129 184V183H128ZM25 185V184H24ZM44 185V184H43ZM53 185V184H52ZM51 185V189H52V186ZM59 185V184H58ZM63 186H64V184H62ZM61 185V186H62ZM76 185V184H75ZM96 185H98V186H96ZM127 185V184H126ZM130 185H132V184H129V187H130ZM135 185H136V183H135ZM14 186H16V187H14ZM20 186V185H19ZM22 186V185H21ZM31 186H30V188H31ZM69 186V185H68ZM87 186H89V185H87ZM101 186V185H100ZM107 186V184L105 185V187ZM117 186V185H116ZM128 186V185H127ZM28 187V186H27ZM41 187H44V186H41ZM108 188H109V186H107ZM113 187V186H112ZM120 187V186H119ZM128 187V188H129ZM4 188V189H3ZM23 188H26V187H23ZM45 188V187H44ZM71 188V187H70ZM76 188V187H75ZM79 188H80V186H79ZM95 188V190L96 191H98V189H96ZM103 188V189H102ZM124 188H127L126 186L124 187ZM138 188V187H137ZM22 189V188H21ZM21 189H19V190H21ZM29 189V188H28ZM50 189V188H49ZM62 189V188H61ZM64 189V188H63ZM66 189V188H65ZM84 189V188H83ZM93 189V188H92ZM104 190V187H100V190ZM240 191V192H242L243 193V195H242V197L240 198V200H238V199H236L237 197H236V194H238V192L236 193V191H238V190ZM41 190V189H40ZM39 189H38V191H40ZM68 190V189H67ZM73 190H74V188H73ZM76 190V189H75ZM81 191H83L82 193H83V196L85 195H88L86 192H85V194H84V190H82V189H80ZM109 190V189H108ZM134 190H136V189H134ZM27 189H26V193H27ZM42 191V190H41ZM60 191V190H59ZM77 191L79 192V189H77ZM110 191V190H109ZM214 191V190H213ZM56 191H54V193H55ZM77 192V196L78 197H80L81 195H80V192L78 193ZM101 192V191H100ZM113 192V191H112ZM115 192V191H114ZM121 192V191H120ZM122 192H123V188H122ZM202 192H205L204 194H200V193H202ZM239 192V193H240ZM21 193V192H20ZM20 193H19V196H20ZM24 192H22V195H25V194H23ZM29 193H30V189H29ZM33 193H37V191L36 192H33ZM73 193V192H72ZM96 192H94V190H93V192H91V196H93V198H96V194L98 195V192L95 194ZM116 193H117V190H116ZM125 193V192H124ZM130 193V194H129ZM14 194V195H13ZM41 194V193H40ZM67 194H68V191H67ZM118 194V193H117ZM126 194V193H125ZM212 194V193H211ZM214 194V193H213ZM29 195H31V194H29ZM75 195V194H74ZM105 195V194H104ZM116 195V194H115ZM127 195V196H128ZM209 195V194H208ZM208 195H206V196H208ZM16 196V195H15ZM45 196V195H44ZM76 196V197H77ZM102 196V195H101ZM137 196H141V197H143V199H144V202L142 203V204H140L139 203V201L138 200H136L137 199ZM152 196H153V198H152ZM238 196V195H237ZM45 197H47V195L45 196ZM44 197V200L46 199ZM49 197V196H48ZM67 197V196H66ZM65 197V198H66ZM72 197V196H71ZM76 197H74V198H76ZM104 197V196H103ZM107 197H108V195H107ZM118 197H120V196H118ZM156 197V196H155ZM205 197V196H204ZM238 197H240V196H238ZM32 198V197H31ZM37 198V197H36ZM36 198H34V199H36ZM55 198V197H54ZM70 198V197H69ZM106 198V197H105ZM104 198V199H105ZM110 198L111 199H113L112 197H109V200H110ZM123 198V197H122ZM213 198H214V196H213ZM19 199V198H18ZM20 199H21V197H20ZM24 199V198H23ZM23 199H22V201H23ZM30 199V198H29ZM33 199V198H32ZM47 199H49V198H47ZM53 199V198H52ZM58 199V198H57ZM87 200H88V196H87V198H86ZM98 198H96V199H94V200H97ZM118 199V198H117ZM202 199V198H201ZM16 200V199H15ZM25 200H28L27 199V196H25ZM39 200H41V201H43L42 199H39ZM59 200V199H58ZM66 200V199H65ZM77 200V199H76ZM102 200V199H101ZM120 200H122V199H120ZM246 200V201H245ZM10 201H9V203H10ZM30 202H32L31 200H29ZM40 201V202H41ZM54 201V200H53ZM103 201V200H102ZM124 201V200H123ZM155 201V200H154ZM245 201V202H244ZM5 202V203H6ZM12 202V201H11ZM19 202V201H18ZM24 202V201H23ZM51 202V201H50ZM55 202V201H54ZM53 202V203H54ZM62 202H64V203H66L65 201H62ZM70 202H72V201H70ZM111 202V201H110ZM127 202V201H126ZM5 203H3V204H5ZM15 203V202H14ZM20 203V202H19ZM26 203V202H25ZM37 203V202H36ZM42 203V202H41ZM45 203V202H44ZM88 203V202H87ZM115 203V202H114ZM119 203V202H118ZM124 203V202H123ZM1 204V203H0ZM7 204V203H6ZM11 204V203H10ZM13 204V203H12ZM18 204V203H17ZM43 204V203H42ZM46 204V203H45ZM49 204V203H48ZM62 204V203H61ZM101 204V203H100ZM106 204V203H105ZM120 204V203H119ZM158 204V203H157ZM160 204H161V202H160ZM15 205V204H14ZM14 205H12V206H14ZM25 205H27V204H25ZM31 205V204H30ZM41 205V204H40ZM57 206L59 205L58 203L56 204ZM56 205H54V206H56ZM76 205H77V203H76ZM76 205H74V206H76ZM80 205V204H79ZM92 205V204H91ZM93 205H95V204H93ZM113 205V204H112ZM116 205V204H115ZM114 205V206H115ZM124 205H126V204H124ZM2 205H0V207H1ZM32 206H33V204H32ZM54 206L53 207H51V208H54ZM63 206V205H62ZM62 206H60V208L62 207ZM72 206V205H71ZM83 206V205H82ZM105 206V205H104ZM161 206V205H160ZM8 208H9V212H7L6 210V212L9 214V216H8V218H6L7 219V221H5L6 223H4L3 222V219L4 220H6L5 218H3V219H1V217H0V222H1V220H2V222L4 223V225L6 224H8V231H7V233H3L0 237V244H2V243H4V244H2V245H0V246H3L2 248H1V251L3 250V251H6V250H8L7 252H5V253H9L8 254V256H7V254H5L4 255V253L3 252H0V253H2L4 256H6V257H8L9 258V255H12V256H14L13 258H12V256H11V260L12 259H17V256L19 255L20 256V251H19V249H21V248H19V247H17V245L15 246V244L14 243H16V238H18L16 235H15V233H16V229H17V227H19L18 225H21L22 226V228L23 229H25L26 227H25V225H26V222H24L23 223V225H22V222H20L19 221V218H17V216L16 215H11L12 214V211H11V214H10V210L12 209V210H14L13 209V207L11 208V205H10V207L9 206H7ZM18 207V206H17ZM41 207H42V205H41ZM65 207V206H64ZM77 207V206H76ZM81 207V206H80ZM88 207V206H87ZM90 207V206H89ZM91 207H93V206H91ZM97 207V206H96ZM113 207V206H112ZM117 207H118V205H117ZM129 207V206H128ZM132 207H129V209L131 208L132 209ZM7 209L8 210V208H6V207H1V209H2V211H4V209ZM20 208H22V207H20L19 206V209ZM27 208H28V206H27ZM47 209H48V207H46ZM69 208V207H68ZM85 208V207H84ZM107 208H109V206L107 205ZM115 208H116V206H115ZM148 208V209H147ZM155 208V207H154ZM18 209V210H19ZM45 209V208H44ZM56 209V208H55ZM66 209V208H65ZM72 208H70V210H71ZM95 209V208H94ZM120 209V208H119ZM119 209H118V211H119ZM54 210V209H53ZM61 210V209H60ZM79 210V209H78ZM81 210V209H80ZM83 210V209H82ZM81 210V211H82ZM146 210L148 211V212H146ZM1 210H0V212H2ZM4 211V212H5ZM24 211V210H23ZM97 211H98V209H97ZM96 210H95V212H97ZM106 211V210H105ZM116 211V210H115ZM212 211V210H211ZM4 212H2V213H4ZM5 212V213H6ZM58 212V211H57ZM62 212H63V209H62ZM108 211H106L105 213H107ZM114 212V211H113ZM121 212V211H120ZM133 212V211H132ZM4 213V214H5ZM7 213H6V215H7ZM13 213H14V211H13ZM36 213V212H35ZM38 213V212H37ZM47 213V212H46ZM51 214H52V212H50ZM53 213H54V211H53ZM59 213V212H58ZM61 213V212H60ZM76 213V212H75ZM135 213V212H134ZM138 213V212H137ZM173 213H174V211H173ZM3 214V215H4ZM16 214H19V213H16ZM56 214V213H55ZM70 214H72L71 212H70ZM77 214V213H76ZM75 214V215H76ZM97 214V213H96ZM108 214V213H107ZM106 214V215H107ZM129 214H130V212H129ZM220 214V213H219ZM0 215H1V213H0ZM6 215H4V216H6ZM20 215V214H19ZM24 215H26V214H24ZM57 215V214H56ZM74 215V214H73ZM72 215V216H73ZM74 215V216H75ZM113 215H117V213L116 214H113ZM127 215V214H126ZM125 215V216H126ZM168 215V216H167ZM12 216H16L15 218H17L18 220H16V222L17 221H19L18 223H16V222H14L15 221V219H14V217H12ZM23 216V215H22ZM47 216V215H46ZM92 216V215H91ZM111 216H112V214H111ZM111 216H109L110 217V219H111ZM119 214H118V216H115V220H116V217H118L119 218ZM167 216V217H166ZM204 216V215H203ZM248 216L245 218L244 216H241V217H244V219L247 221V218H248ZM58 217H60V215L58 216ZM68 217V216H67ZM70 217V216H69ZM137 217V216H136ZM168 217H170V218H168ZM239 217V216H238ZM14 220H13V219ZM22 218V217H21ZM80 218V217H79ZM84 218V217H83ZM131 218V217H130ZM142 218V219H143ZM26 219V218H25ZM27 219H28V217H27ZM34 219V218H33ZM65 219H67L66 217H65ZM81 219V218H80ZM79 219V220H80ZM100 219H101V217H100ZM129 220L128 219V217H124V215H122L121 216V220H123L124 222H125V220ZM205 219V218H204ZM13 220V221H12ZM49 220V219H48ZM48 220H46V221H48ZM51 220V219H50ZM91 220V219H90ZM120 220V221H121ZM135 220H138V219H135ZM144 220V219H143ZM211 220V219H210ZM238 220V219H237ZM240 220V219H239ZM242 220V219H241ZM245 220H243L244 222H245ZM251 220H249V221H247L248 222V224H247V222H245L248 226H250V225H252V224H250V223H252V222H250ZM29 221V220H28ZM32 221V220H31ZM30 221V222H31ZM43 221H45V220H43ZM54 221V220H53ZM68 221H70L69 219H68ZM83 221V220H82ZM93 221V220H92ZM91 221V222H92ZM108 221V220H107ZM129 221H132L133 222V220L131 219V220H129ZM150 221H152V220H150ZM32 222H34V221H32ZM84 222V221H83ZM86 222H87V219H86ZM109 222H110V220H109ZM113 222V221H112ZM116 222H118V221H116ZM135 222V221H134ZM250 222V223H249ZM49 223V222H48ZM52 223V222H51ZM54 224H55V222H53ZM56 223H58L57 222V220H56ZM89 223H90V221H89ZM121 223H122V221H121ZM138 223H139V221H136V224H134V225H136V226H138ZM142 223V222H141ZM238 223H240V221L238 222ZM245 223H243L244 225H245ZM29 224V222H27V225L26 226H30V225H33L32 223L30 224V225H28ZM53 224V225H54ZM61 224V223H60ZM70 224V223H69ZM83 225L85 224V223H82ZM131 224V223H130ZM129 224V225H130ZM133 224V223H132ZM210 224V223H209ZM219 224V223H218ZM253 224V225H254ZM5 225V226H6ZM38 225V224H37ZM81 225V224H80ZM86 225V224H85ZM148 225V224H147ZM220 225V224H219ZM240 225V224H239ZM238 225V226H239ZM4 226V227H5ZM20 226V227H21ZM34 226V225H33ZM36 226V225H35ZM44 226H46V225H44ZM49 226V225H48ZM64 226V225H63ZM106 226V225H105ZM131 226V225H130ZM167 226V225H166ZM173 226V225H172ZM211 226V225H210ZM214 226V225H213ZM230 226H231V228H230ZM3 227V228H4ZM31 227V226H30ZM55 227V226H54ZM53 227V228H54ZM61 227V226H60ZM84 227V226H83ZM133 227H135V226H133ZM143 227H145V226H143ZM174 227H177V226H174ZM1 228H2V226H1ZM16 228V229H15ZM21 228V229H22ZM29 228V227H28ZM37 228H40L39 226L37 227ZM36 228V229H37ZM49 228H50V226H49ZM48 228V229H49ZM69 228V227H68ZM67 228V229H68ZM87 228V227H86ZM150 228H151V226H150ZM244 228V227H243ZM245 228H247V227H245ZM249 228V227H248ZM251 228H252V226H251ZM14 229H15V231H14ZM27 229V228H26ZM25 229V230H26ZM32 228H29V230L32 232V230H31ZM42 229V228H41ZM56 229V228H55ZM61 230L63 229V228H60ZM67 229H66V231H67ZM73 229V228H72ZM98 229V228H97ZM109 229V228H108ZM135 229V228H134ZM224 229H226V228H224ZM240 229H242V228H240ZM250 229V228H249ZM7 230V229H6ZM13 230V231H12ZM17 230H20V229H17ZM28 230V231H29ZM57 230V229H56ZM74 230V229H73ZM95 230H96V227H95ZM138 230V231H137ZM153 230H154V228H153ZM162 230V229H161ZM29 231V234L31 233ZM34 231V230H33ZM47 231V230H46ZM53 231H55V230H53ZM58 231V230H57ZM63 231V230H62ZM99 231V230H98ZM107 231V230H106ZM137 231V232H136ZM139 231H141V232H143L141 229H136L135 231H133L134 233H132V235L130 234V237L128 238V239H125V240H123V244H121V249H122V251L124 252V253H127V254H133L132 255V259L134 260V262H132V263H130V264H165V262H167L168 260L171 262V259H174V262H175V259H177L175 256H173V253H175V248H174V243H172V242H169V244H167V243H164L163 241H164V239L162 238V236H161V234H160V236H159V234L156 236V235H153L152 237H148L147 235H145V237H141V235H140V232ZM157 232H158V230H156ZM178 231H180V230H178ZM242 231V230H241ZM260 231V232H259ZM3 232V231H2ZM6 232V231H5ZM12 232H14V233H12ZM17 232H19V231H17ZM20 232H23L24 233V231H20ZM38 232V231H37ZM40 232V231H39ZM39 232L37 233V234H39ZM59 232V231H58ZM72 232H74V231H72ZM77 232V231H76ZM82 232V231H81ZM199 232V231H198ZM226 232H228V233H226ZM251 232V231H250ZM26 233V232H25ZM24 233V236L25 237H27V238H24V236H23V240H25L26 241V243H24V244H26L27 245V247L28 246H30V245H32L31 243L33 242V240H31V239H33V238H31L32 236L31 235H33V234H28V232L25 234ZM50 233V232H49ZM64 233V232H63ZM127 233V232H126ZM156 233V232H155ZM154 233V234H155ZM159 233H160V231H159ZM163 233V232H162ZM261 233L263 234V236H261ZM0 234H1V232H0ZM35 234H36V232H35ZM36 234V235H37ZM75 234V233H74ZM88 234V233H87ZM117 234V233H116ZM146 234V233H145ZM152 234V233H151ZM157 234V233H156ZM181 234V233H180ZM188 234V233H187ZM219 234V233H218ZM231 234H232V236H231ZM240 234V233H239ZM4 235V236H3ZM20 235V234H19ZM55 235V234H54ZM62 235V234H61ZM73 235V234H72ZM72 235H70V236H72ZM86 235V234H85ZM90 235V234H89ZM105 235V234H104ZM115 235V234H114ZM221 235V234H220ZM22 236V235H21ZM21 236H19V237H21ZM29 236H31V237H29ZM46 236V235H45ZM44 236V237H45ZM88 236V235H87ZM144 236V235H143ZM42 237H43V235H42ZM49 237H51V236H49ZM58 237H59V235H58ZM57 237V238H58ZM62 237V236H61ZM60 237V238H61ZM64 238H65V236H63ZM84 237V236H83ZM82 237V238H83ZM241 237H244V236H242V234H241ZM245 237H246V235H245ZM38 238V237H37ZM41 238V237H40ZM52 238V237H51ZM51 238H50V241L49 242H51ZM60 238H58L59 240H60ZM71 239H72V237H70ZM69 238V239H70ZM87 238V237H86ZM110 239H111V237H109ZM118 238V237H117ZM127 238V237H126ZM145 238H146V240H145ZM161 238V239H160ZM247 238H248V236H247ZM249 238V239H250ZM45 239H46V237H45ZM47 239H48V237H47ZM53 239V238H52ZM70 239V240H71ZM73 239H74V237H73ZM95 239V238H94ZM116 239V238H115ZM120 239V238H119ZM162 239H163V241H162ZM184 239V238H183ZM206 239V238H205ZM240 239H242V241H243V238H240ZM244 239H246V238H244ZM261 239V240H262ZM21 240V239H20ZM59 240H57V242H59ZM64 240V239H63ZM62 240V241H63ZM173 240V239H172ZM39 241V240H38ZM54 241V240H53ZM78 240H76L75 241V243L77 242ZM253 241V240H252ZM17 242H19V241H17ZM24 242V241H23ZM40 242H42V241H40ZM39 242V243H40ZM66 242H70V241H66ZM175 242V241H174ZM240 242V241H239ZM246 242V241H245ZM247 242H248V240H247ZM261 242H263V240L261 241ZM59 243H61V241L59 242ZM78 243V242H77ZM105 243V242H104ZM177 243V242H176ZM253 243V242H252ZM260 243V242H259ZM20 244V243H19ZM41 245H42V243H40ZM38 245V246H41V245ZM82 244V243H81ZM90 244V243H89ZM120 244V243H119ZM182 244V243H181ZM180 244V245H181ZM184 244V243H183ZM191 244V243H190ZM210 244V245H209ZM249 244H250V242H249ZM248 244V245H249ZM254 244H256V243H254ZM22 245V244H21ZM26 245L25 246H23L25 249L27 248L26 247ZM34 245V244H33ZM45 245V244H44ZM60 245V244H59ZM76 245V244H75ZM83 245V244H82ZM82 245L80 246V247H82ZM98 245V244H97ZM178 245V244H177ZM176 245V246H177ZM209 245V246H208ZM239 245V244H238ZM244 245H246V244H244ZM7 248H5V247ZM49 245H47V247H48ZM63 246H65V245H63ZM70 246H72V245H70ZM100 246V245H99ZM104 246V245H103ZM179 246V245H178ZM21 247V246H20ZM22 247V248H23ZM34 247V246H33ZM32 247V248H33ZM46 247V248H47ZM51 247V249H52V246L50 245L49 246V248ZM75 247V246H74ZM73 247V248H74ZM77 247V246H76ZM93 247V246H92ZM193 247V246H192ZM205 247H206V249H205ZM242 247V246H241ZM247 247H249V246H247ZM260 247L262 248L263 246H259V249H260ZM5 248V249H4ZM29 248H31V247H29ZM37 248V247H36ZM40 248V247H39ZM49 248H47L48 250H49ZM64 248V247H63ZM78 248V247H77ZM100 248V247H99ZM102 248V247H101ZM108 248V247H107ZM204 248V252L202 251V249ZM251 248V247H250ZM256 248H258L257 246H256ZM34 249V248H33ZM43 249H44V247H43ZM42 249V250H43ZM59 249V248H58ZM61 249V248H60ZM69 249V248H68ZM80 249H82V248H80ZM173 249H174V251H173ZM177 249V248H176ZM185 249V248H184ZM249 249V248H248ZM251 249H253V247L251 248ZM264 249V248H263ZM263 249H262V251H263ZM65 250V249H64ZM67 250V249H66ZM65 250V251H66ZM76 250V249H75ZM120 250V249H119ZM179 250V249H178ZM243 250V249H242ZM28 251V250H27ZM26 251V252H27ZM35 251H37V250H35ZM39 251V250H38ZM41 251V250H40ZM50 251L51 250H49V253L48 254H50ZM78 251V250H77ZM81 251V250H80ZM84 251V250H83ZM193 251V250H192ZM249 251H250V249H249ZM252 251V250H251ZM260 251H261V249H260ZM259 251V252H260ZM261 251V252H262ZM18 252V253H17ZM29 252V251H28ZM33 252V251H32ZM31 252V253H32ZM53 252H54V250H53ZM66 252H68V251H66ZM74 252H76V251H74ZM91 251H89L88 253H90ZM94 251H92V253H93ZM191 252V251H190ZM256 252V253H255ZM22 253V252H21ZM30 253V255H32ZM41 253V252H40ZM63 253H64V251H63ZM69 253H70V251H69ZM87 253V252H86ZM87 253V254H88ZM154 253V255H152ZM178 253V252H177ZM176 253V254H177ZM46 254V253H45ZM59 254H61V253H59ZM74 254V253H73ZM75 254H78L77 252L75 253ZM73 255V256H75L76 257V255ZM127 254H125V255H127ZM239 254V253H238ZM249 254V253H248ZM247 254V255H248ZM1 255V254H0ZM24 255H25V253H24ZM23 255V256H24ZM51 255V254H50ZM53 255V254H52ZM70 255H71V253H70ZM86 255V254H85ZM90 255V254H89ZM93 255V254H92ZM22 256V255H21ZM27 256V254L25 255V257ZM40 256H42V254L40 255ZM45 256L46 255H44V256H42V257H44L45 258ZM72 256V257H73ZM82 257H83V255H81ZM122 256V255H121ZM124 256V255H123ZM179 256V255H178ZM201 256V258H203ZM1 257V256H0ZM3 257V256H2ZM25 257H23L25 260L29 257V256H27L26 258ZM32 257H33V255H32ZM49 257V256H48ZM48 257H47V259H48ZM67 257V256H66ZM86 257H87V255H86ZM183 257V256H182ZM117 258V257H116ZM131 258V257H130ZM179 258V257H178ZM187 258V257H186ZM23 259V260H24ZM46 259V258H45ZM64 259V258H63ZM73 259V258H72ZM82 259V258H81ZM125 259V258H124ZM131 259V260H132ZM238 259H240V258H238ZM22 260V261H23ZM32 260V259H31ZM41 261H42V263L41 264H46V262H45V260L43 259L42 260V258L40 259ZM60 260V259H59ZM66 260V259H65ZM77 260H80V259H77ZM77 260H76V262H77ZM127 260V259H126ZM129 260V259H128ZM262 260V259H261ZM260 260V261H261ZM2 261H3V259H2ZM21 261V257H20V263L22 262ZM27 261V260H26ZM29 262H30V260H28ZM35 261V260H34ZM48 261V260H47ZM89 261V260H88ZM260 261H259V264H260ZM24 262V261H23ZM22 262V263H23ZM44 262V263H43ZM121 262V261H120ZM185 262V261H184ZM197 262V261H196ZM237 262V263H236ZM3 263V262H2ZM20 263H18V264H20ZM25 263V262H24ZM32 262H30V264H31ZM36 263V262H35ZM49 263V262H48ZM169 263V262H168ZM176 263V262H175ZM178 263V262H177ZM187 263H188V261H187ZM4 264H6V261L4 262ZM26 264H27V262H26ZM29 264V263H28ZM129 264V263H128ZM180 264V263H179ZM192 264V263H191ZM262 264V263H261Z\"/></svg>",
    "mask_w": 264,
    "mask_h": 264
}]
</instances>
